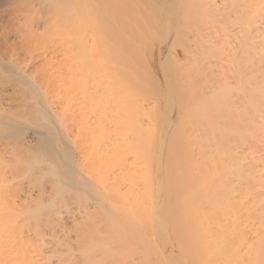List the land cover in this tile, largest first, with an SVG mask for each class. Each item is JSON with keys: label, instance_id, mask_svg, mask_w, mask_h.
<instances>
[{"label": "bare ground", "instance_id": "bare-ground-1", "mask_svg": "<svg viewBox=\"0 0 264 264\" xmlns=\"http://www.w3.org/2000/svg\"><path fill=\"white\" fill-rule=\"evenodd\" d=\"M16 1H14V2H16ZM23 1H25V0H23ZM27 1H28L27 6L29 8L33 7L32 4L29 5V3H31V2H29V0H27ZM37 1L39 2V4L38 3L37 4L39 5L40 9L43 8V7H40V6H42V4L46 8L45 12H42V11H44V8L41 10V12H39L40 9H39V11L38 10L36 11V12H38L37 14L39 15V16L36 15L37 17H39L38 21L41 19L40 15H42L44 18L48 17V19H50L49 17L52 16V18H53V16L55 14H57L56 13L57 10L55 11L52 6H54V8H55V6L57 4L61 3V4L65 5L68 2H70V0H37ZM96 1L100 2L101 0H96ZM113 1L114 0H112V4H113ZM137 1L138 0H134L133 2L135 3L134 6H137V8H138L139 5L143 4V1L140 0V2L142 4H140V3L137 4ZM150 1L151 0H149V2L147 3L145 0V2H146L145 4H149L151 2L153 3L154 0L151 2ZM8 2H9V0H8ZM35 2H36V0H34V3ZM99 2H97V3H99ZM115 2H117V1H115ZM2 3H5V2H2ZM25 3H27V2H25ZM32 3H33V0H32ZM108 3H109V1H108ZM160 3H161L160 6L162 5L161 7L164 8V10H163V11H165L164 13H166V15H165L166 16V19H165L166 25L165 26L167 29L166 30L167 31V37H170V38L172 37L171 38L172 40L170 39V45H171V47H173V46L181 47L182 48L181 50H184L183 54L185 55V57H183L184 59L183 58L180 59L179 57H176L177 55L175 56L176 57L175 58L173 56V54L172 55L170 54V51L172 53V50L169 47L170 45L168 46L169 48L167 50L169 51V54H170L169 55L170 60L168 59V62H167L168 65L164 69L168 90H167V94L164 93L165 94L164 95V101L160 100L163 102L162 105L164 104L165 109H169L171 107L172 108L174 107L177 109L176 112H178L179 116H178V119H176V115H175V119L178 122L175 120V122H177V123L174 124L175 125L174 128L171 127V126H173L171 124L170 127H171V129L172 128L173 129L170 130V127H169V129L168 130L165 129L164 133H163V130L161 128H165L166 126L159 128L160 126L158 125L160 123L158 121H161V120L167 121L165 116L164 117L162 115H161L162 117L158 116L160 113L161 114L163 113V110L162 111L160 110L162 107L161 106H159L160 108H156L157 106L155 108L152 107L155 109L154 112H158L160 110V113L158 112L159 114H157V116L159 118L161 117L162 119H160V120L156 119V120H158L157 125H156V122L154 121L155 119L153 118L156 116H153L154 114L150 112V110L152 109L151 108L152 104L153 105H155V104L160 105V104H158L159 102L158 103L154 102L155 103L154 104L152 101L151 102L152 104H150L151 106H149V104L146 105L145 104L146 101L141 102V103H144L147 107L146 109H144L145 106H141L143 104L139 103V101H138V104H140V105H138L137 102L133 98H131L133 96L132 94L137 93V92H134L133 90L131 92L130 89L128 90L127 86H126L127 82L126 83L124 82L125 84H123V82L122 83L120 82L118 85L119 86L121 85L119 89H121V87H122V90H124L122 93L123 95L121 93H119V94L116 93V91L114 89H112V90H114L115 92L114 91L112 92V90L110 88L111 86H109V88L112 92V97L115 95H120L124 99H127V97L126 98L124 97L125 95H127V93H125V92H128V94L132 93L131 96H129V95H127V96H128V99L130 97V100L131 99L134 100L135 102L134 101L133 102L137 104V106H135V104H134L135 107L133 106V110L135 109L134 111H136L137 107L139 108V106L144 107V108H139L143 111L142 115L144 116L143 113L146 112L145 114H148V116H149V112H150V117L153 118L152 121L154 123L152 121L149 123L148 119L146 121L148 122L149 126H150V124H152L151 126L153 128H155L152 130H154L155 132L154 131L152 132V130L150 129L151 126L148 127V125H146L147 122H146V124H144V126H147L146 128H144V126L143 127L141 126L143 124H141L138 127L139 120L137 118L142 120L144 117L141 115H135V113L133 111V113L135 115V117H133V118H135V120L138 121V122L136 121L138 125L137 124L135 125V127L137 126L136 128L138 129V132H140V134H146L147 132H148V134L149 133L152 134L151 136H150V134L149 135L146 134L147 137L144 135L143 136L144 138L143 137L141 138L137 132H136L137 134H135V133L132 134V137H133V135L135 137H137L138 139L140 137V139L142 140L140 142H142V144L145 143L144 147H147V149L145 148L147 150L146 152H148L150 150L147 153L149 158L145 155L146 158L149 159V162H147V163H149L148 168L146 167V169L144 170V167L146 166V164H141V163H146V160L144 157V154L146 152H144L141 155V158H143L144 160L142 159L143 160L142 161L140 159L142 162L140 160H138L140 158V155H138L136 153H138V150L141 149V148H137L138 144L140 142H138L137 144L132 143L136 138L135 137L132 138L130 135L132 133L133 129L130 127L131 123L129 124L130 126L127 125L128 121L126 122V120H130L129 118L126 120L123 119L127 125V128H128V126L130 127V129L128 128L129 130H127V128H125L128 131V132L126 131L127 132L126 133L127 138H124L126 136H124L125 134L123 132H125V131H124V128H122V127L126 126V125L123 122V120H121L123 122L122 125H121L122 122L116 124V125L119 124V127L122 128L121 131L118 129L119 128L118 126L114 125L115 127H118V128H115V127L113 128V129L120 132V133L117 132L120 139L121 138L123 140L125 139L124 140L125 142L128 140L129 143L126 142L127 144H125L124 141H122V139L121 140L117 139L118 135L115 134L116 135L115 138L117 139L116 143H113V141L111 140L112 138L111 139L108 138V139H110L111 143L114 145V146H112L111 143H110L111 144L110 145V144H108V142H106L105 138L103 140H101V138L103 136H105L106 133H104L105 135L102 134L103 136L101 134L99 135V133H97V135L96 134H94V135L90 134L92 136H95V135L98 136V138H96L97 140H91L92 136H91V138L89 137V139L86 140L85 139L86 136L84 135L85 136L84 140H85V142L87 141L86 146H89V145L91 146L92 144L95 145V143L96 144L98 143L97 148L94 147V145H93L91 151H87V150H90V146L88 147L89 149H87V150L84 149L86 151V153L90 152L89 153L90 155L87 156L88 159L86 158V156L85 157L83 156V155H85V152L82 151V149L84 148L82 145H81V147H83V148L78 149L81 151L82 156L79 154L80 151L77 150L78 151L77 154L80 155L77 157L87 159V161H83L84 159H81V160L83 161L84 165H87V169H86L85 166L82 164L84 166L82 169L83 170L85 169L84 171L86 174H88L87 172H89V177H91L90 175H92L95 172H99V173L102 172L103 169L100 166H103V163H104V170L103 171H106L105 172L106 174L110 170H112L113 166L116 168V169H114V171L110 172V173H113V175L110 177L111 178L114 177V178H112V179L107 178L108 175H111L110 173L106 175L107 177L104 176L105 178L104 177L102 178V180L104 179L102 181V183L106 184L107 186L104 184H99L100 183V181H99L100 177L99 176L102 173L98 174L99 175V176L97 175L98 177L96 175H92L93 177L96 176V178L99 179L98 182H97L96 178H93V180H95L99 185H101V186L103 185L102 187H104L105 189L107 187V189L111 192V193L109 192V194H108V192H107L108 190L106 189L107 191H105V192L108 195L104 196V197H108V199H111V198L114 199L113 200L114 202L112 200H111L112 202L109 200L111 205L115 206L114 203L117 204L118 201L120 200L118 198H121L122 200L125 199L127 197V196H125L126 192H127V190H129L127 194H128V197L130 196V198H128V197L127 198L131 199V201L129 200L130 203L133 201L136 202V203L134 202L135 204L131 203V205H134V206L136 205L135 206L136 209L132 208V211H129L130 206H129L128 202L126 203V199L123 200L124 202L122 200H120L122 202L119 201V204L120 203L121 204L116 205L115 208H117V209L119 208V211L122 210V211H125L128 213L132 212V214L135 213L136 218L141 216V215L137 214L138 210L139 211L141 210L140 212H142V209H143V211L145 208L148 209V210L145 209L148 211L147 213H143V212L140 213L139 212V214H142V215L144 214L143 215L144 218L140 217L141 219L143 218L142 220L141 219L140 220L141 221L144 220V221L141 223V221L139 220L140 223L143 224L142 226L144 227L143 228L144 233H145V234L143 233L144 236L143 235L139 236L140 235L139 232H137V233H139V235L137 236L136 232H133L132 236L136 235V238L138 240L137 241L135 240V242H130V241H132L133 237L135 238V236H133L131 238V233H129L130 236L125 234L126 230H128V229L126 228V225L124 224V223L129 222L130 220H128V221H127V219H126V221L122 220V219L119 220L121 217L119 219H116V217H113L115 219L112 218V220H111V218L108 219L109 214L104 215L105 211H107L104 209L105 207L102 208L103 210H105L103 213H101L102 212L101 209H98V214H100V215H98L97 213H95V212H97V211H95L97 209L94 210L92 207H90L91 205L89 206L86 204L85 206H89V208H92V209H89V208L85 207L84 205H81L82 203H85V202H82V200L84 201V198H85L84 197L85 194L84 195L82 194V193H84V191L81 192L82 195H80L78 192H73L74 193L73 196H75V193H76V195L79 196V197L75 196V197L79 198V200L76 199L79 201V202L76 201V202H78V206H79V203L81 201L82 202V203H80L81 207L84 206L83 209L85 208L84 210L83 209L82 210L86 211V209H87V211L83 212V213L87 214V212L91 211L92 212L91 214H89V213L87 215L84 214L85 216H83V213H82V215L80 213L78 214L77 212H80L79 210L81 209V207H79L80 208L79 210H77V209L74 210L77 213L78 217L73 216L75 214V212L71 209V207L73 205L70 206V204L65 205L64 209H66V207L70 206V208L68 207L66 209V211L69 210V211H67V213H68L71 210L73 212V213L70 212L72 216L69 215L70 213L68 214L69 215L68 216L66 214L65 210H62L59 208L57 210L59 212L55 213V211L53 209L58 204L59 205L57 207H60V203L57 202V200H55L53 202V203H55V205H56V203H58L56 206L54 205L55 207L52 205L53 203L50 204V208L53 206L52 210L54 212L52 210L50 211L49 207L44 208L43 204L46 203V201L44 200L46 197L44 198L42 195L46 194L45 196H47L49 198L50 196H48V195L49 194L52 195L51 193L55 192V195H52V196L54 198H56V197L60 196L61 194H63L62 191H65L66 187L63 186L64 184L63 185L60 184V186L58 187V184H57L58 181L54 182L55 178H53V176H51V178H53V180H51L49 178L50 176L46 177V178L44 177L45 179H50V181H53L55 184H53L52 182H51V184H53V185L48 184V182H49V180H48V182H46L47 187H49L48 185H51L54 188L49 187L52 189V191L50 190L51 193H47L48 189L47 190L45 189L46 190L45 193L44 192L42 193L41 191H44L43 189L46 186L44 187L42 184L38 183L40 181L41 177L43 178V175L41 174V177L39 179V177H38L40 175L39 171H37L39 175H35L32 171V173L35 175V178L38 177L39 181H38V179H35L36 181L31 180L32 179L31 177H30L31 179L28 178V180H30V181H27V179H25L27 176H25L24 181L22 180L23 178L20 179V180H22V181H20L22 184L18 183L19 180H17V183L20 186V187L17 186V187H19L18 188L19 192L18 191L12 192L15 188H17L15 186L17 183L14 182L15 183V185H14L13 180L17 179V177L19 178V176L16 175L19 173L14 172V170L12 171V167L10 164L13 163L14 164L13 166H16V163L18 164L20 161L19 164H21V162L24 160L23 159H22V161L19 160V159H21V156H19L20 154H18V156L15 158L16 155L12 156V155H7V153H6L7 157L12 156V157H14V159L16 161H17V158L18 157L19 158H18V162H14L15 160H13V158H11L13 160V162L10 159L12 162V163H10V160H9L10 167H9V165H3L4 162H6L7 160H5V158L3 157L5 154H3V156H2L3 159H1V155H2L1 154L2 152H1L0 153L1 154L0 160L1 161L5 160V161L3 163L0 161L2 163V166H0V168H1L0 171L3 170V173L1 171L0 175L6 174V175H10L12 177L15 174L17 177L14 175L13 176L14 179H13V177L10 178L8 176V178H7V176L5 177V175H4L3 177L0 178V264H264V0H161ZM70 4H72V3H70ZM90 4H93V5H91L93 7L96 6V5H94L93 2L92 3L90 2L89 6H90ZM109 4H107V6ZM124 4H125V2H124ZM18 5H20V4H18ZM101 5L103 6L104 2H103V4L101 3ZM118 5L120 6V4H118ZM60 6H62V5H60ZM102 6H100V7H101V9H103V12H104L105 8H102ZM149 6L150 5H148V7ZM153 6L155 7L156 5L153 4ZM153 6H152V8H154ZM67 7H68V5H67ZM117 8L119 9L118 6H117ZM132 8H133V6H132ZM149 8L151 9V6ZM35 9L36 8H34V10ZM121 9H122V6H121ZM134 9H135V7L133 8V10ZM145 9L149 10L147 7ZM155 9H153V11L151 9V12H155L154 11ZM69 10L71 12L72 9H69ZM75 10H77V8ZM75 10H72V14L74 16L71 15V13L69 12L73 18L75 17V12H76ZM88 10H87V12L89 14L88 13L87 14L90 15V11H88ZM129 10H130V7H129ZM129 10H127L128 13L131 12V11L129 12ZM147 10H144V7L142 9V11H145V12H147ZM28 11L30 12V9H28ZM32 11H33V9H31V12ZM117 11H119V10H117ZM117 11L113 12V13H117ZM25 12H26V14L28 13L27 10ZM31 12H30V15H28V17L29 16H32V17H30L29 20H27V18H26V21H28V22L31 19H33V15H34V19H35L36 12L33 15L31 14ZM77 12L79 13L80 11L77 10ZM122 12L124 13L123 10H122ZM151 12H150V16H152ZM53 13H54V15H53ZM67 13H68V10H67ZM67 13H65V14H67ZM92 13H94V12H92ZM147 13H149V12H147ZM97 15L99 16L100 14H97ZM144 15H145V13H144ZM61 16L63 17L64 15H61ZM66 16H68V15H66ZM66 16H64V17H66ZM158 16H159V14H158ZM24 17H26L25 14H24ZM78 17H79V15H78ZM99 17L97 19H100ZM104 17L106 18L107 16H103L102 18H104ZM118 17L115 16V18H117L116 21H118ZM44 18H43V20H44ZM107 18H106V20L109 19V18L108 19ZM120 18L121 17H119V20L122 19V18L121 19ZM133 18H134V16H133ZM149 19H151V18H149ZM56 20H60V19L56 18ZM84 20H86V19H84ZM106 20H104V21H106ZM128 20H130V19H128ZM32 21H34V20H31V22ZM67 21H69V20H67ZM122 21L125 22L126 21L125 18ZM130 21H133V19ZM130 21H128V23ZM43 22H45V21L41 22L42 25H43ZM110 22H112V21H109V23ZM41 23H40V25H41ZM48 23L50 24L52 22L48 21ZM64 23H65V20H64ZM109 23H107V24H109ZM113 23H110V25ZM25 24H26V22H25ZM31 24L32 23H30V27L33 26L34 22L32 25ZM107 24H106V26L109 27V25H107ZM119 24H120V22H119ZM121 24H123V26H125V27H123V26H120V27H123L125 29L127 26L131 27L130 26L131 24L126 25L127 22L126 23L121 22ZM35 25H38V24L36 23ZM44 25L47 26L48 24H46V22H45ZM133 25L136 26L134 23H133ZM133 25L131 27L132 29L134 27ZM44 28H45V30H46V28L49 30L48 27H44ZM52 28H53V26H52ZM135 28H138V27H134V30H135ZM1 29H3V27H1L0 30ZM132 29L131 30L129 29V31H132ZM48 30H47V32L49 33L50 30L49 31ZM52 30H55V29H52ZM56 30L58 31V29H56ZM121 30H122V28H121ZM134 30L132 32L133 34H134ZM36 31H38V30H35V32ZM116 31L117 30L115 28V32ZM29 32H30V30H29ZM104 32H105V28H104ZM120 33H121V31H120ZM1 34H3V33L1 32L0 35ZM35 34H33V35H35ZM44 34H43V37H44ZM33 35H32V37H33ZM46 35H47V33H46ZM1 36H0V38H1ZM101 36H103V35H101ZM3 37L4 36H2V38ZM40 37H42V36H39V38ZM47 37L49 39V36H47ZM54 37H57V36L55 35ZM39 38H37V39H39ZM58 38L60 39V37H58ZM112 38H110V39H112ZM117 38H119V39L121 38V40H117L116 42L118 43V41H121V43H120L121 48H122L123 52L126 51L124 54H127V52L129 50L123 49V48H125V47L129 48V47H127L128 46L127 40L129 38L126 40V37H125L123 40L122 36L120 37V35H119V37L117 36ZM34 39H36L35 36H34ZM40 39H39L40 44L37 41L36 42L38 43V45L41 46L42 41H40ZM45 39L47 40L46 37H45ZM61 39H62V37H61ZM104 39H105V37H103V40ZM43 40H44V38H43ZM103 40H100V41L103 42V43L101 42V45L104 44L105 49H102L103 46H101L100 51H103V52H104V50H105V52L107 50L109 51V48H107L108 45H106V43H107L106 39H105V42ZM129 41H131V40H129ZM37 43H36V45H37ZM45 43L46 42L44 41V45H45ZM117 43H116V47H117ZM124 43L127 44L125 47L123 45ZM29 44H31V43H29ZM50 44H51V42H50ZM107 44H109V43H107ZM130 44H131V46L129 45L130 50H131L130 52H134L136 48L132 47L134 45L133 42ZM44 45H43V47H44ZM53 45H55V44H53ZM40 46H37V47H40ZM33 47H35V46H33ZM61 47L59 48L60 50H61ZM98 47H100V46H98ZM116 47H115V49H116V52L118 53L117 50L119 49V47H117L118 49ZM131 47L133 49H131ZM166 47H165V49H166ZM56 48L57 47H54V49L52 48L53 52H54V50H56ZM66 48L64 47V50ZM106 48H107V50H106ZM2 50L0 51V60H1L0 62L3 64L4 62H2V57H1ZM41 50H44V49H41ZM61 51H60V53H61ZM48 52H46V53H48ZM119 53H120V50H119ZM67 54H68V52H67ZM44 57L46 58V56H44ZM50 57H52V56H50ZM57 57L58 56H56V58ZM65 57H66V60H69V59H67V55ZM46 59H48V58H46ZM46 59H45V61H46ZM54 61H53V63H54ZM62 62H63V60H62ZM63 63H65V62H63ZM119 63H120L119 64L120 66H122V67H123V65L125 66L123 61L119 62ZM60 64H58L57 66H60ZM3 65H5V63ZM43 65L45 66L46 64L44 63ZM48 66H50V65L48 64ZM66 66L67 65L65 63L64 69L68 68ZM5 67H7V66H5ZM54 67H51V68H54ZM56 67H55V69H56ZM11 68H10V66H8L7 70H4L6 68H4L3 70L6 71V73H7V71L10 72L9 69H11ZM47 68H46V71L48 73ZM57 68H59V67H57ZM175 68L190 70L195 75V77H197L198 91L197 92L194 91L192 97L188 96L184 92V88L182 86H180V87L177 86L176 81H175V76H176V71H175L176 69ZM13 69H14V67L11 69L12 72H13ZM72 70H73V67H72ZM119 70L121 71L120 73H122L124 71V75H123V73L120 74L121 76L123 75L124 77H125V73L127 74L129 72L126 69L124 70L120 67H119ZM43 71H44V69H43ZM43 71H41V72L43 73ZM51 71H54V70L52 69ZM19 73H22V72H19ZM51 73H53V72H51ZM14 74H17V72H14ZM67 74H68V71H67ZM58 75H60V74L58 73ZM63 75H62V77H63ZM65 75H66V73H65ZM76 75H77V73H76ZM82 75L83 74H81L80 76H82ZM54 76H57V75H53L50 77H54ZM13 77H15V76L13 75ZM41 77H43V76L41 75ZM16 78L17 77H15V79ZM20 78H22L21 80H24L22 76ZM49 78H47V79H49ZM30 79H31V77H30ZM51 79H55V77L51 78ZM188 79H190V78L188 77ZM6 80H9V79H6ZM17 80H18V78H17ZM21 80H18V82H20ZM44 80H45V77H44ZM62 80H64V79H62ZM75 80H77V79L75 78ZM121 80H123V78H121ZM31 81H33V79ZM14 82H15V80H14ZM50 82H52V81L50 80ZM50 82H49V84H50ZM7 83L9 84V82H7ZM25 83L29 84L28 81L26 82V80H25ZM42 84H43V82H42ZM53 84H55V83L53 82ZM58 84H56V85H58ZM65 84H68V83H65ZM108 84L112 85V84H110V82ZM64 85H62L61 88L65 87ZM23 86H25V84H23ZM31 86H33V85L31 84ZM44 86H43V88H44ZM53 86H51V87L53 88ZM123 86H124V88H123ZM16 87H18V86H16ZM27 87H28V85H27ZM51 87H49V88H51ZM70 87H71V85H70ZM161 87H164V86H161ZM29 88H31V90H32L34 88V86L29 87ZM160 88H159V90H160ZM106 89H108V87ZM45 90H46V88H45ZM50 90L48 92H50ZM54 90L52 92H54ZM59 90H60V88H59ZM159 90H157V92L159 93V95H161V96H159V98H161L163 93H160L162 91L159 92ZM236 90H237V93L234 94V91H236ZM61 91H62V89H61ZM68 91L71 92L70 89ZM163 91H164V89H163ZM46 92L47 91H45L44 93H46ZM33 93L34 92L32 91V94ZM64 93H68V92H64ZM106 93H109V92H106ZM38 94H39V92H38ZM69 94H71V93H69ZM99 94L101 95V92ZM47 95H49V94H47ZM135 95L138 96V93ZM135 95L133 97H135L136 100H138V97H139V99L141 98L140 94H139L140 96H138V97ZM34 96H35V94H34ZM50 96H52V95H50ZM120 96H119V98L117 97L118 99L116 97H114V99L112 98L110 100V102L112 101L113 103L111 102V104H114L115 98H116V102H115L116 104H117V101H119V100L121 101ZM38 98H39V96H38ZM55 98H57V97H55ZM159 98H158V100H159ZM63 99L61 101H63ZM69 99H70V97H69ZM124 99H122V100L125 101ZM49 100H51V99H49ZM132 100L130 102H132ZM35 101L36 100L34 98V102ZM41 101H42V99H41ZM130 102L128 104H130ZM148 102L150 103V101H148ZM41 103H43V102H41ZM50 103L48 102V104H50ZM108 103H109V101H108ZM119 103H121V102H119ZM123 104L125 105L124 102L121 105L123 106ZM50 105H48V106L51 107ZM69 105H71V104H69ZM118 105H119V108H118V106L116 108L119 110H116L115 112L117 114H119L118 111L123 112V110H124V113H125L126 112L125 108L122 109V108H120L121 105L120 104H118ZM132 105H130V107ZM49 107H48V109H50ZM60 107H63V106H60ZM70 107L72 108V106H70ZM70 107H69V109H70ZM130 107H128V108H130ZM64 108L65 107H63L62 109H64ZM128 108H126V110ZM148 108H150V109H148ZM51 109H52V107H51ZM51 109H50V111L52 112L53 109L52 110ZM104 109H103V111L105 112ZM121 109H122V111H121ZM131 109H132V107H131ZM139 109L137 111L140 114L141 111H139ZM157 109H158V111H156ZM41 110L42 109L39 108V112H41ZM112 110L114 111V107ZM145 110H148V111H145ZM43 111L41 112L42 116L44 117L43 119H47L49 116L46 115L47 118H45V115H43ZM151 111L153 112V110H151ZM60 112H58V113H60ZM78 112H81V111H78ZM41 113H39V114H41ZM53 113L54 112H52V114ZM112 113H114V112H112ZM67 114H69V113H67ZM72 114H71V116H72ZM100 114H101V116H103L102 113H100ZM120 114H122V113H120ZM128 114H126V115L129 117ZM136 114H138V113H136ZM61 115H62V113H61ZM110 115H112L111 118H113V116L116 114H114V115L110 114ZM122 115L124 116V114H122ZM53 116H54V114H53ZM145 116H147V115H145ZM169 116L170 115H168V117ZM57 117L55 119H57ZM115 117L116 116H114V118ZM118 117H120V115H118L117 118ZM173 117L174 116H172V118ZM58 118H61V116H59ZM124 118H127V117H124ZM145 118H149V117H145ZM172 118H170V119L172 120ZM8 119H10V117H8ZM41 119H42V117H41ZM66 119H67L66 120V122H67L69 118H66ZM71 119H72V117H71ZM119 119H121V118H119ZM107 120H109V119L107 118ZM114 120H115L114 121V124H115V122H117V121H116V119H114ZM135 120H134V122H135ZM141 120H140V123H142V121L145 122V120H142V121ZM150 120L151 119H149V121ZM7 121H9V120H7ZM11 121H12V119H11ZM11 121H9V123ZM44 121H45V123H46V121L49 122L48 119L44 120ZM77 121H80V118H79V120L77 119ZM104 121H106V120H104ZM111 121H113V119H110V122ZM172 121H174V119ZM172 121H170V122H172ZM4 122H6V120ZM98 122L99 121H97L96 123H98ZM37 123H38V121H37ZM41 123H44V122L42 121ZM68 123H70V121ZM68 123H67V125H69ZM102 123H101V126H103ZM86 124H87V121H86ZM162 124H163V122H162ZM165 124H163V125H165ZM47 125H48V123H47ZM62 125L65 126L63 121H62ZM36 126H39V124ZM49 126H51L50 123L47 126L48 130H49V128H48ZM99 126H100V124H99ZM65 127H63V129ZM103 127H101V128L103 129ZM140 127L142 129H140ZM157 127L161 130L159 131V129H156ZM11 128L13 129V127H11ZM14 128H15V126H14ZM52 128H50V129H52ZM85 128H86V126H85ZM104 128L106 129V127H104ZM5 129H3V130H5ZM80 129H82V128L80 127ZM88 129H89V127H88ZM99 129H97V130L99 131ZM105 129H104V131H105ZM15 130H17V128ZM18 130H20V129L18 128ZM45 130H46V128H45ZM91 130H92L91 132H93L92 128H91ZM94 130H95V128H94ZM111 130H112V128H111ZM130 130H131V133L129 132ZM142 130H144V133ZM78 131H79V129H78ZM98 131H96V132H98ZM112 131L111 132L113 134L115 131L114 130H112ZM134 131H135V129H134ZM145 131H147V132L145 133ZM158 131H159V133H158ZM3 132L5 134V131H3ZM81 132L79 131L78 134L81 135L82 134ZM49 133L52 134V132H49ZM100 133H103V130ZM128 133H130V134H128ZM35 135H37V134H35ZM86 135H87V133H86ZM136 135H138L139 137ZM18 136H19L18 133H15V135L12 134L10 137L11 138L12 137L17 138ZM22 136L23 135H21V137L19 139L24 138L25 135L23 137ZM43 136H41L42 139H43ZM52 136H54V135H52ZM99 136H102V137L99 138ZM152 136H154L153 139H151ZM55 137H56V135H55ZM128 137H130V139H128ZM34 138H35V136H34ZM44 138H46V137H44ZM115 138H113V140H115ZM155 138L158 140L156 141ZM38 139H39V137H38ZM42 139H41V141H42L43 145L47 144V143L43 142ZM46 139H49V136ZM78 139L80 140V139H82V137L81 138L79 137ZM1 140H3V139L1 138ZM49 140H51V139H49ZM89 140L92 141L91 144H88ZM144 140L148 144H146V142ZM37 141L38 140L34 141V143L32 142V144H31V142L28 141V143H30L31 148H32L34 144H37L36 143ZM93 141H95V143H93ZM100 141L102 142V144L105 145V147L108 144V146L106 147V150L104 148H102V146H104V145H102V144L100 145V143H101ZM104 141L107 144L103 143ZM121 141L123 142L122 145H121ZM75 142H76V140L74 141V144H75ZM85 142H83V143H85ZM10 143H11V141H10ZM28 143H27V146H29ZM130 143L132 144L131 148L133 149V153H135V155H137V157L135 156L136 158H132V157H134V154L130 153L132 151H129L128 152L129 154L127 153L128 150H132V149H130ZM149 143L150 144L152 143L153 145H150ZM8 144H9V142H8ZM38 144H39V141H38ZM40 144H41V142H40ZM40 144H39V146H40ZM142 144H140V145H142ZM11 145H13V144H11ZM19 145H21V144H19ZM47 145H49V144H47ZM109 145L113 148V150H114V147H116L117 150L122 149L121 151H118L119 153L121 152V154L118 155L119 153L116 151V149H115V151H113ZM115 145H118V146H115ZM125 145H129V149H127V151L125 149H123L125 147H128ZM140 145H139V147H140ZM149 145L151 147L150 149L148 147ZM0 146L4 147L3 144ZM16 146H17V144H16ZM22 146H21V148L25 149V147H22ZM39 146H37V147H39ZM52 146H53V144H52ZM60 146H62V145L60 144L59 147ZM100 146H101L103 151L105 150L104 152L106 155L100 149ZM133 146H136L137 150L134 149ZM2 147H0V148H2ZM11 147H14V146H11ZM45 147H46V145L43 146L42 149L44 150ZM75 147H76V144H75ZM93 147L95 148V150H93L94 149ZM108 147H110V148H108ZM17 148L19 149L20 146L19 147L17 146ZM29 148H30V146H29ZM29 148H26V150ZM33 148H35V145ZM56 148L60 149L59 151L64 153L65 148L63 149V151H61L62 150L61 147L58 148V146H56ZM4 149H6V148L4 147ZM9 149H10V147H9ZM22 149H21V151H25L24 149L23 150ZM40 149H36V150L34 149V150L37 152ZM45 149H47V148H45ZM76 149H77V147H76ZM98 149L102 152H100ZM107 149H109V151L111 149L110 153ZM143 149L144 148H142L141 151L145 150V149L144 150ZM10 150H12V149H10ZM34 150H33V152H34ZM49 150L47 149V151H49ZM2 151H3V149H2ZM5 151H3V152L5 153ZM12 151H14V149ZM31 151L29 150L28 152H31ZM47 151H46V153H47ZM94 151H96V152L98 151V155H99L100 159L97 158L98 159L97 160V159H95L96 157L95 158L93 157L94 155L97 156V153ZM107 151H108V153H106ZM141 151H139V153ZM25 152H24V154H26ZM82 152L84 154H82ZM92 152L95 154H93ZM99 152L101 153V155H104L105 157L106 156L109 157V158H107V157L106 158L109 159L110 162L107 159L101 161L102 165H101V163L95 162V166L98 165V167L96 166V168H95L94 164H92V163L96 160L99 162V160H101V158L103 159V157H104V156L101 157ZM115 152H116V154L118 153L117 156L115 155ZM122 152L123 153L125 152V153L122 154ZM14 153H13V155H14ZM40 153L41 152L39 151V154ZM10 154H12V153H10ZM31 154L32 155L37 154L36 156H38V152L37 153H31ZM31 154L25 156V158L26 157L30 158ZM58 154L60 155L59 152H58ZM108 154L110 156H108ZM111 154H112V156H111ZM127 154L128 155L132 154V157L130 158V156H128ZM66 155H68V154H66ZM66 155L63 154V156H64L63 159H66L69 157V155H68V157ZM91 155H92V157L89 160V157ZM120 156H122L123 158ZM125 156L126 157L128 156L129 159L131 160V162L128 160L129 161V163H128L127 159H125ZM41 157H43V156H41ZM47 157H48V155H47ZM47 157H46V160H49V159H47ZM51 157L52 156H50L49 158L51 161H53L55 156L52 159H51ZM110 157H112V159L114 160V163L115 162L119 163V161H123L122 163L126 164L125 167L127 166V168L125 169V167L124 168L121 167V166H124V164L122 165L121 163H119V164L115 163L116 165L118 164V166L116 167L115 164L113 165V163H112L113 161L110 160L111 159ZM39 158L40 157H38V160H39ZM56 158L57 157H55V159ZM121 158H122V160H119ZM26 159L30 160L28 158H26ZM41 159L43 161H45L44 160L45 158L44 159L41 158ZM63 159H62V161H63ZM34 160H36V159H34ZM66 160L68 161V159H66ZM81 160L79 159V161H80L79 163H82ZM36 161L30 160L29 163L32 164ZM90 161H91V163H90ZM104 161H106L107 163H105ZM133 161L134 162L137 161L136 162L137 164L139 162L138 165L144 166V167L141 168L140 166H137V164L135 165V163H133ZM37 162H39V161H37ZM71 162H72V160H71ZM85 162H86V164H85ZM26 163H28V161ZM53 163H54V161H53ZM57 163H58V161H57ZM79 163L77 164V162H76V164L78 166H80L79 168L81 169L82 165ZM89 163H90V166L92 164L91 167L88 165ZM110 163H111V165H110ZM5 164H7V163H5ZM22 164H23V162H22ZM65 164L70 165L72 163L68 164L66 162ZM107 164L111 167L110 170H109V168H107L108 167ZM120 164H121V166H120ZM133 164H134V166H133ZM150 164L152 165L151 168H150ZM27 165H29V164H27ZM128 165H130L131 167H134L135 169H137L138 167H139L138 168L139 170L143 169L145 175L142 173L143 170L142 171H139L138 169L135 170ZM3 166H4V168H3ZM5 166L9 167L8 171L9 172L11 171L13 174H11V172L9 173ZM18 166H20V165H17V167ZM58 166H57V168H58ZM88 166L91 169L95 168L96 170L92 169L93 172L91 173V170L88 171V169H90V168H88ZM22 167H23V165H22ZM22 167L20 166L18 168L22 169ZM25 167H23V168H25ZM29 167L30 166H28V168ZM34 167H37V166H34ZM41 167L44 168V165L43 166L41 165ZM41 167H39V168H41ZM45 168H47V167H45ZM49 168L50 167H48L47 170L50 171L51 169H49ZM67 168L65 167L64 170L65 169L67 170ZM99 168H101V169H99ZM130 168L132 170H135L136 172L135 171L132 172V170H130ZM4 169H6V170L4 171ZM13 169H17V168L14 167ZM37 169H35V170H37ZM61 169H63V166ZM70 169H72V168H69L68 170H70ZM117 169L119 170V173L117 172L118 171ZM121 169H123V171L125 170V172L124 173L121 172ZM148 169H149V172L147 171ZM24 170L26 171V169H24ZM24 170H21V172L22 173L25 172ZM47 170L45 169L46 172H48ZM58 170H59V168H58ZM107 170H109V171H107ZM115 170H117V171L115 172ZM150 170H151V172H150ZM6 171L8 173H6ZM45 171L42 170L43 174L45 173ZM138 171L141 172L140 174L142 175V180H141V175H139ZM145 171H147L148 173ZM18 172H20V170ZM52 172H55V170ZM60 173L61 172H59V174ZM72 173H73V170H72ZM72 173L69 174V171H68V174H66V179H67V177H68V179H72L73 178L71 175ZM114 173H116V174L121 173L120 174L121 176L122 175H123V177L125 175L129 176L128 179L129 178L130 179L128 180L126 177H124V178L121 177L122 180H121V178L118 179V176L120 177V175L117 174V176L115 177ZM133 173L136 175L135 179L132 178V176L134 177ZM29 174H31V173H28V175ZM52 174H54V173H52ZM34 175H32L33 178H34ZM60 175H62V174H60ZM70 175H71V178H69ZM145 176H148V177H145ZM62 177L65 179V175L61 176V178ZM43 179L41 180L42 183L45 182V181L43 182ZM58 179H59V177H58ZM78 179H79V181H81L79 176H78ZM109 179H111L112 181ZM113 179H114V181H113ZM72 180L74 181V179H72ZM75 180L76 181H74L73 184L76 183V185H79L80 183L77 184L79 181L77 179H75ZM118 180L121 182L119 183ZM123 180H124V182H123ZM135 180L140 181V182H136ZM143 180H145V181H143ZM70 181H69V183L72 184L73 181H71V182ZM126 181L128 184L126 183ZM24 182H25V184H27L28 182L29 183L32 182L30 184H34L33 186L37 189L39 188L38 186L42 185L43 189H38L39 192L36 191L33 186H32L33 187L32 189H29V187L31 185L29 183H28L29 185L28 184L23 185ZM66 182L68 183V181H66ZM109 182H111V183L113 182L112 183L113 185L112 184L110 185ZM149 182H150V185H149ZM35 183H38V186L37 185L35 186ZM82 183H85V182H82ZM130 183H131V185L134 184L135 187L133 185L131 186ZM145 183H146L147 187L144 185ZM120 184H122L123 186L121 185L122 187H120ZM137 184L139 187L137 186ZM12 185H14V186H12ZM22 185L24 187L25 186L26 187L29 186V187L26 188V190H22L24 188L23 187L21 189L22 190L21 191L20 188L22 187ZM124 185H125V187L128 186V188H129V186H130L131 188L126 189L127 188L126 187L124 189ZM42 186H40V187H42ZM61 186H63L61 188L62 190L60 189ZM71 186H74V185H71ZM84 186H85L86 191H87L86 186H88V185H81V187H84ZM91 186H93V188H95L94 185L91 184ZM75 187H77V186H75ZM140 187H142V188L140 189ZM12 188H13V190H12ZM120 188L124 189V190L122 189V191H124L122 193V195L124 194L123 197L121 194L119 195V193L116 194V192H119V191L121 192ZM33 189L39 193V195H36V196H39L38 199H41V197H43V199H42L43 203H41V200H40V202H38L39 200L37 201V197H33V195L37 194L36 192H35V194H33V192H34V191H32ZM95 189H97V188H95ZM142 189H144V190H142ZM15 190H17V189H15ZM54 190H56V191H54ZM88 191L91 192L90 188ZM56 192L57 193L59 192L60 194L58 193L59 194L58 195ZM138 192L140 194L142 192L141 196L144 197L147 200V202H149V204L148 203L146 204L145 199L141 198V196H139L140 194ZM40 193H42V195ZM91 193H93V192H91ZM94 193H93V195H94ZM112 193H113V195L115 194L114 196H116V197L112 196ZM133 193L137 196H135ZM146 193L149 195V197H150L149 199H148V195H146ZM68 194L69 193H67L66 196L70 195V194L69 195ZM40 195H41V197H40ZM97 195L99 196L100 193ZM97 195H95V196L97 197ZM117 195H118V197H117ZM80 196H82V197H80ZM53 197H50V199ZM69 197H71V196H69ZM69 197H67V199H66L64 196V199H66V200H62V201H67V203L62 202L61 199H59L58 201L62 202L61 204H64V203L68 204V201H69L68 198ZM101 197H103V195ZM133 197L135 199H133ZM136 197H138V198H136ZM35 198H36V200H35ZM61 198H63V197H61ZM86 199H87V197H86ZM138 199H141V200H138ZM136 200L139 202H137ZM32 201L35 203V207H34V204L32 203ZM36 201L38 202V205H37ZM71 201H72V199H71ZM91 201L92 200L89 201L90 204L94 202V201L93 202H91ZM140 201H141V203H140ZM39 203H41L42 205ZM69 203H74V201L73 202L69 201ZM125 203L127 204V206ZM74 204H76V203H74ZM122 204H124V206ZM95 205L98 206L96 203L94 204V206ZM118 206H120V207H118ZM128 206H129V209H128ZM137 206H138V208H137ZM144 206H146V207H144ZM147 206H149V208ZM75 207H77V206H75ZM121 207H123V208H121ZM99 208H101V207L99 206ZM55 209H57V208H55ZM133 209H134V211H133ZM60 210L63 213V215H62V213H60ZM92 210H94L95 212H93ZM51 212L54 214H51ZM64 212H65V214H64ZM94 213L97 214L98 216L104 215V217H105L104 219H108L107 220L108 222H104L105 220L103 219V217L102 218L96 217L97 215L95 216ZM132 214L131 215L128 214V215L133 217ZM64 215H66V216H64ZM88 215H93V217L90 216V221L88 220L89 219ZM106 215H107V217H106ZM94 216H95V218H98V219H96V221H95ZM85 217H87L86 219L88 221L85 219ZM91 218H92V220L96 226L92 225L91 227H88L91 224L86 225V223H84V222L87 221V223H90V222L93 223ZM129 218L130 217H128V219ZM101 219H103V220L101 221ZM109 221H111L110 222L111 225H109ZM112 221H113V223H115V222L116 223L120 222V223L113 224ZM145 221H146V223H145ZM70 222L72 223V225ZM132 222H133V220H132ZM132 222H130V223L134 226V224ZM68 223H70V224H68ZM106 223H108V226ZM121 223L124 224V226H119V225H122ZM100 224H102L103 227ZM112 225H114V226H112ZM116 225H118V226H116ZM144 225H146V226H144ZM129 226L127 225L128 228H129ZM136 227H138V226H136ZM123 228H125L126 230H124ZM129 230H130V228H129ZM131 230H133V229L131 228ZM134 230H135V226H134ZM126 233H128V231ZM142 236L144 237V239H142ZM126 237H127V240H129L130 238H131V240L127 241ZM169 246H171L173 249H176L177 250V251L175 250L176 253H173V251H174L173 249L171 251H168L167 248H169Z\"/></svg>", "mask_w": 264, "mask_h": 264}, {"label": "rangeland", "instance_id": "rangeland-1", "mask_svg": "<svg viewBox=\"0 0 264 264\" xmlns=\"http://www.w3.org/2000/svg\"><path fill=\"white\" fill-rule=\"evenodd\" d=\"M12 1V2H11ZM14 1H16V0H14ZM13 0H9V2H8V0H0V28L1 27H3V29H1L0 30V33L2 32L3 34H1L2 36H4L3 38H2V36H1V38H0V47L3 49H1L2 50V55H1V57H2V62H4L5 63V65H3L1 62H0V130L2 131H0V145H2L3 144V146L7 149H4V147H2V146H0V147H2V148H0V153L2 154H0L1 155V159H3L2 158V156H3V154H5L6 155V153H7V155H12V156H15V158L18 156V154H20L19 156H21V159H19V160H21L22 161V159L24 160V161H22L23 162V164H22V162H21V164H19L20 163V161H19V163L17 164L16 163V166H13L14 164L12 163L13 162V160H15L14 159V157H10V156H8L7 157V155L5 156H3L4 158H5V160H7L6 162H4L5 160H3V161H1L2 163L4 162V164L3 165H9V160L11 159V158H13V160H12V162H11V160H10V163H12V164H10L11 165V167H12V171L14 170V172H17V173H19V174H16V175H18L19 176V178L17 177V179H15V180H13V184L15 185V183L14 182H16L17 183V180H19V182L18 183H20V184H22L20 181H24V178H25V176H27L25 179H27V181H30V180H28V178L29 179H31V180H34V181H36L35 179H38V177H39V179H40V177H41V174L43 175V178L45 177H49L51 180H53V178H55L54 179V182H56V181H58L57 182V184H58V187L60 186V184L61 185H63L64 187H66L65 188V191H62V193L63 194H61L60 196H58V197H56V198H54L52 195H55V192H53V193H51L50 192V190L52 191V189L51 188H49V187H52V188H54L53 186H51V185H53V184H55L53 181H50V179H43L42 177H41V179H40V181H39V179H38V183L39 184H42L45 188L43 189V186L42 185H40V186H42V187H40V186H38V183H35V186L37 185L39 188L38 189H43L44 191H41L42 193L44 192L45 193V191L47 190V193H51L52 195H48V196H50V197H53V198H51L50 199V197L48 198L47 196H45L46 194H44V195H42V193H40L45 199V201H46V203H44L43 204V207L44 208H46V207H49V209H50V211L53 209V206L55 205V203H53L55 200H57V202H59L60 203V207H57L59 204L58 203H56V207L55 208H57V209H53L54 211H55V213H57V212H59V211H57L58 210V208L59 209H62V210H65L66 211V209L69 207L70 208V206H72L71 207V209L74 211V210H79L80 208L79 207H81V205H91L90 207H92L94 210L95 209H97V210H95V211H97V212H95L94 210H92L93 212H95V213H97L98 214V209H101V213H103L105 210H107V211H105V213H104V215L105 214H109L108 215V219H110L111 218V220H112V218L113 217H116V219H119L120 217V219L119 220H125L126 221V219H127V221L128 220H130L129 222H127V223H124L125 225H126V228L128 229V230H126L125 228H123L124 230H126V232L128 231V233H126L125 231V234H127L128 236H130V234L129 233H131V238L133 237V236H135V238L133 237V239H132V241H130L131 240V238L129 239V240H127V237H126V240L127 241H130V242H135V240L137 241L138 239L136 238V235L138 236L139 235V233H140V235L139 236H141V235H143V233H144V230H143V224H141L143 221H141L144 217H143V215L142 214H139V212L141 211H139L138 210V215H141V216H139L138 218H136L135 217V213H133L132 214V212H125V211H122V210H120L119 211V208L117 209V208H115L116 207V205H118L119 204V201L120 200H122L121 198H118V199H120L119 201H118V203L117 204H115L114 203V205L115 206H113V205H111V203L109 202V200L111 201H113L114 199H108V197H104V196H106V195H108L109 194V190L107 189V185L106 184H104V183H102V181L104 180H102V178L104 177V176H106L107 174H109L111 171H114V169H116L113 165L115 164V163H118V162H115L114 163V160L112 159V157H110L111 159L110 160H112L113 162V167H112V170H110V166L108 165V167L107 168H109V170H107V171H109L107 174L105 173L106 171H103L104 170V163H103V166H100V167H102V172H100V173H102V174H100L99 172H95V173H93L92 175H98V174H100V180L99 179H97L96 178V176H92V175H90L91 177H89V172H87L88 174H86L85 173V169L83 170L82 168L85 166V168L87 169V165H84V163H83V161H87V156H89L90 154V152L89 153H86V151L85 150H87V149H89L88 147L90 146H86L87 145V141L85 142V140H84V138H85V136H86V140H88L89 139V137L91 138V136L92 135H90V134H96L97 135V133H99V135L101 134H104V133H106V135L105 136H99V138H101V140H103L104 138H105V140H106V142H108V144H110L111 143V141H110V139L113 141V143H116V140L117 139H120V137H119V135H118V133L117 132H119V131H117V130H115V129H113L115 126H118L119 127V124L118 125H116L117 123H120V122H122L121 120H126V119H130V120H126V122H127V125H129L130 123V127L133 129H131L132 130V133H131V130L129 131L130 133H128V134H130L131 135V137H132V134H139V136L142 138L144 135L146 136V134L147 135H149L150 134V136L152 135L151 133H149L148 134V130L147 131H145V133L146 134H140V132H138V129L135 127V125L137 124V120H135V118H133V117H135V115H141V116H143L142 115V110L141 109H139V108H144V107H141V106H145V108L144 109H146L147 107H146V105L147 104H149V106H151L150 104H152L151 102L153 101V103L155 102V103H158V104H160V105H157V104H155V105H153L152 104V106H151V108L152 107H156V108H160L159 106H161L162 108L160 109L161 111L163 110V113L161 114L160 113V110L158 111V109L156 110V111H158V112H154V108H152L151 110H153V112L150 110V112L151 113H153L152 115L153 116H156V117H153L152 115V117L155 119L154 121L156 122V125H157V123L158 122H160L158 125L160 126L159 128H161V127H164V126H166L165 128H161L162 130H163V133H164V130L166 129V130H168L169 129V127L171 126V124L173 125V126H171V127H173L174 128V124L175 123H177L178 121L176 120V119H178V112H176V108H169V109H165V106H164V104L162 105V101H160V100H163L164 101V95L165 94H167V90H168V88H167V81H166V77H165V71H164V69H165V67L168 65L167 64V62H168V59L170 60V54L172 55L173 54V56L175 57L176 55V57H179L180 59H182L183 57H185V55L183 54L184 53V50H181L182 48L181 47H177V46H173V47H171V45H170V39L172 38H170V37H167V29H166V21H165V19H166V13H164L165 11H163L164 10V8L163 7H161L160 6V1L161 0H151V1H153V3L151 2V3H149V4H145L146 2L148 3L149 2V0L147 1L146 0V2H145V0H142L143 1V4L140 2V0H138L137 1V4H142V5H139L138 6V8H137V6H134V0L132 1V0H114L113 1V4H112V0H101L100 2L99 1H96V0H70V2H68L67 4H57L56 6H55V8H54V6H52L53 7V9L56 11V13L58 14H55L54 15V13H53V15L55 16H53V18H52V16L51 17H49L50 19H48V17L46 18H44L42 15H40V22L38 21V19H39V17H37L36 15H38L37 13L38 12H36L37 10L39 11V2L36 0V2L34 3V0H33V3H32V0L30 1L29 0V2H31V3H29V5H31L32 4V6L33 7H31V8H29L28 6H27V4H28V1L27 0H25V1H23V0H17L16 2H14ZM23 1V2H22ZM73 1V2H72ZM92 3H94V5H96L95 7H93V6H91V5H93V4H90V6H89V3L90 2ZM108 1H109V3H108ZM111 1V2H110ZM115 1H117V2H115ZM128 1V2H127ZM2 2H5V3H2ZM25 2H27V3H25ZM76 2V3H75ZM82 2V3H81ZM97 2H99V3H97ZM103 2H104V5L102 6L101 5V3L103 4ZM120 2V3H119ZM124 2H125V4H124ZM127 2V3H126ZM131 4H130V3ZM133 2V3H132ZM20 4V5H18V4ZM38 3V4H37ZM70 3H72V4H70ZM116 3V4H115ZM120 4V6L118 5V4ZM130 5H129V4ZM25 4V5H24ZM37 4V5H36ZM42 4V3H41ZM75 4V5H74ZM79 4V5H78ZM106 4V5H105ZM107 4H109L108 6H107ZM133 4V5H132ZM136 4V5H137ZM153 4L154 5H156L155 7L153 6ZM22 5V6H21ZM36 5V6H35ZM60 5H62V6H60ZM67 5H68V7H67ZM124 5V6H123ZM127 5V6H126ZM133 6V8L135 7V9L133 10V8H132V6ZM148 5H150L151 6V9H152V11H153V9H155L154 11L155 12H151V9L148 7ZM100 6H102V8H105V10H104V12H103V9H101V7ZM111 6V7H110ZM116 6V7H115ZM117 6L119 7V9L117 8ZM121 6H122V9H121ZM144 7V10H147V9H145L146 7L150 10H147V12H149V13H147V12H145V11H142V9H143V7ZM152 6L154 7V8H152ZM26 7V8H25ZM40 7H43L44 8V11H42V12H45V10H46V8L44 7V5L42 4V6H40ZM62 9H60V8ZM129 7H130V10H129ZM159 7V8H158ZM34 8H36L35 10H34ZM42 8V9H43ZM57 8V9H56ZM66 8V9H65ZM77 8V10L78 11H80L79 13L77 12V10H75ZM98 8V9H97ZM110 8V9H109ZM112 8V9H111ZM114 8V9H113ZM127 8V9H126ZM132 8V9H131ZM140 8V9H139ZM28 9H30V12H31V9H33V11L31 12V14L33 15V14H35V12H36V14H35V19H34V15H33V19H31V20H34V21H32L31 22V20L28 22V21H26V18H27V20H29L30 19V17H32V16H29L28 17V15H30V12L28 11ZM42 9H40V11L39 12H41V10ZM59 9V10H58ZM69 9H72V10H75L76 12H75V17L73 18L71 15H73L72 14V10H71V12H70V10ZM82 9V10H81ZM89 9V10H88ZM27 10V12L29 13H27L26 14V11ZM67 10H68V13H67ZM87 10L88 11H90V15H88L89 13L87 12ZM112 10V11H111ZM117 10H119V11H117ZM121 10V11H120ZM122 10L124 11V13L122 12ZM127 10H129V12L131 13H128V11ZM65 11V12H64ZM108 11V12H107ZM117 11V13H113V12H116ZM126 11V12H125ZM71 13V15H70V13ZM92 12H94V13H92ZM143 12V13H142ZM150 12L152 13V16H150ZM65 13H67V14H65ZM88 13V14H87ZM120 13V14H119ZM123 13V14H122ZM144 13H145V15H144ZM24 14H25V16L26 17H24ZM94 14V15H93ZM97 14H100L99 16L97 15ZM116 14V15H115ZM126 14V15H125ZM130 14V15H129ZM147 14V15H146ZM155 14V15H154ZM158 14H159V16H158ZM61 15H64V16H66V15H68V16H66V17H62ZM78 15H79V17H78ZM86 15V16H85ZM120 15V16H119ZM134 16V18H133V16ZM136 15V16H135ZM39 16V15H38ZM59 16V17H58ZM74 16V15H73ZM85 16V17H84ZM103 16H107L106 18L109 20V21H112V22H110V23H113V24H111L110 25V23H109V21L108 20H106V18L104 19V18H102ZM115 16L116 17H121L120 19L121 20H119V17H118V21H116L117 20V18H115ZM131 18H130V17ZM61 17V18H60ZM81 17V18H80ZM100 18V19H97V18ZM158 17V18H157ZM24 18V19H23ZM43 18H44V20H43ZM55 18V19H54ZM56 18L58 19H60V20H56ZM125 18V22L124 21H122L123 19ZM149 18H151V19H149ZM154 18V19H153ZM37 19V20H36ZM47 19V20H46ZM52 19V20H51ZM72 19V20H71ZM80 19V20H79ZM84 19H86V20H84ZM102 19V20H101ZM128 19H130V20H132L133 19V21H130V20H128ZM64 20H65V23H64ZM67 20H69V21H67ZM104 20H106V21H104ZM130 21L129 23H128V21ZM37 21V22H36ZM42 21H45L46 22V24H48L47 26L46 25H44L45 24V22H43V25H42ZM48 21H51L52 23H48ZM108 21V22H107ZM135 21V22H134ZM25 22H26V24H25ZM33 22H34V24H33ZM38 24V25H35L36 23ZM109 23V24H107V23ZM119 22H120V24H121V22L122 23H126L127 22V24L126 25H130L131 27H132V25H133V23L136 25V26H134V27H138V28H135V30H134V27H133V29L131 28V27H126V29L125 28H123V27H125V26H123V24H119ZM30 23H32L33 24V26H31L30 27ZM40 23H41V25H40ZM162 23V24H161ZM29 24V25H28ZM31 24V25H32ZM52 24V25H51ZM54 24V25H53ZM56 24V25H55ZM58 24V25H57ZM105 24V25H104ZM106 24L107 25H109V27L108 26H106ZM125 25V24H124ZM29 26V27H28ZM39 26V27H38ZM52 26H53V28H52ZM116 26V27H115ZM120 26H123V27H120ZM44 27H48L49 28V30L46 28V30H45V28ZM105 28V32H104V28ZM108 27V28H107ZM26 30H25V29ZM39 28V29H38ZM41 28V29H40ZM115 28H116V32H115ZM121 28H122V30H121ZM131 30L132 29V31H129V29ZM28 29V30H27ZM44 29V30H43ZM52 29H55V30H52ZM56 29H58V31L56 30ZM120 29V30H119ZM29 30H30V32H29ZM35 30H38V31H36L35 32ZM47 30L49 31V33L47 32ZM133 30H134V34L132 33L133 32ZM4 31V32H3ZM34 33H33V32ZM40 31V32H39ZM56 31V32H55ZM120 31H121V33H120ZM124 31V32H123ZM137 31V32H136ZM105 34H104V33ZM115 32V33H114ZM126 32V33H125ZM29 33V34H28ZM36 33V34H35ZM38 33V34H37ZM44 34V37H43V34ZM46 33H47V35H46ZM54 33V34H53ZM57 33V34H56ZM61 33V34H60ZM117 33V34H116ZM120 33V34H119ZM123 33V34H122ZM130 35H128V34ZM138 33V34H137ZM33 34H35V35H33ZM116 34V35H115ZM122 34V35H121ZM132 34V35H131ZM140 34V35H139ZM31 35V36H30ZM32 35H33V37H32ZM46 35V36H45ZM52 35V36H51ZM57 36V37H54V36ZM101 35H103V36H101ZM119 35H120V37L122 36V38H123V40H124V38L126 37V40L128 41V46L127 47H129V48H126L125 46L127 45V44H123L124 45V47L125 48H123V49H127V50H129L128 52H127V54H124L126 51H124L123 52V50H122V48H121V41H118V43L116 42L117 40H121V38L119 39V38H117V36L119 37ZM139 37H138V36ZM34 36L36 37V39H34ZM39 36H42V37H40L39 38ZM47 36H49V39H48V37ZM115 36V37H114ZM124 36V37H123ZM132 36V37H131ZM45 37L47 38V40L45 39ZM58 37H60V39L58 38ZM61 37H62V39H61ZM103 37H105V39H106V41H107V43H109V44H107L106 43V45H108L107 46V48H109V51L107 50V48H106V52H105V50H104V52L103 51H100V48H101V46H103L102 47V49H105V47H104V44H102L101 45V42L102 41H100V40H103ZM113 37V38H112ZM32 38V39H31ZM37 38H39L40 39V41H42V43H41V46L40 45H38V43L40 44V42H39V39H37ZM43 38H44V40H43ZM110 38H112V39H109ZM116 38V39H115ZM139 38V39H138ZM31 39V40H30ZM59 39V40H58ZM105 39L103 40L104 42H105ZM169 39V40H168ZM52 40V41H51ZM109 40V41H108ZM129 40H131L132 42H133V44L136 46H132V47H134V48H136L135 49V51L134 52H130L131 50H130V46H131V44L130 43H132L131 41H129ZM134 40V41H133ZM172 40V39H171ZM34 43H33V42ZM38 43H37V42ZM44 41L46 42L45 43V45H44ZM56 41V42H55ZM37 43V45H36V43ZM50 42H51V44H50ZM63 42V43H62ZM125 42V41H124ZM168 42V43H167ZM29 43H31V44H29ZM100 43V44H99ZM103 43V42H102ZM116 43H117V47H119V49L116 47ZM123 43V42H122ZM163 43V44H162ZM53 44H55V45H53ZM61 44V45H60ZM3 45V46H2ZM29 45V46H28ZM35 46V47H33V46ZM43 45H44V47H43ZM52 45V46H51ZM58 45V46H57ZM63 45V46H62ZM105 45V46H106ZM130 45V46H129ZM170 45V46H169ZM32 46V47H31ZM37 46H40V47H37ZM62 46V47H61ZM98 46H100V47H98ZM111 46V47H110ZM118 49L117 51H118V53L116 52V49H115V47ZM167 46V47H166ZM170 47V49L172 50V53H171V51H170V54H169V51L167 50L169 47ZM30 47V48H29ZM38 49H37V48ZM42 47V48H41ZM54 47H57L56 48V50H54V52H53V50H52V48L54 49ZM61 47V50L59 49ZM64 47L67 49H65L64 50ZM99 49H98V48ZM131 47V49H133ZM165 47H166V49H165ZM44 49V50H41V49ZM47 48V49H46ZM51 48V49H50ZM63 48V49H62ZM97 48V49H96ZM111 48V49H110ZM49 49V50H48ZM59 49V50H58ZM93 49V50H92ZM0 50V51H1ZM119 50H120V53H119ZM4 51V52H3ZM49 51V52H48ZM60 51H61V53H60ZM193 51V50H192ZM46 52H48V53H46ZM67 52H68V54H67ZM103 52V53H102ZM130 52V53H129ZM59 53V54H58ZM105 53V54H104ZM44 54V55H43ZM51 54V55H50ZM53 54V55H52ZM58 54V55H57ZM61 54V55H60ZM65 54V55H64ZM123 54V55H122ZM58 56L57 58H56V56ZM65 57L66 55H67V59H69V60H66V57L64 58L63 56ZM44 56H46V58H48V59H46ZM50 56H52V57H50ZM127 59H125V58ZM175 57V58H176ZM46 59V61H45V59ZM120 58V59H119ZM52 59V60H51ZM122 59V60H121ZM184 59V58H183ZM50 62H49V61ZM55 60V61H54ZM62 60H63V62H65L66 63V67H68V68H66V69H64L65 67V63H63L62 62ZM66 60V61H65ZM122 62L123 61V63L125 64V66L123 65V67L122 66H120L119 64V62ZM1 61V60H0ZM7 61V62H6ZM53 61H54V63H53ZM61 61V62H60ZM46 64L45 66L43 65L44 63ZM58 62V63H57ZM51 63V64H50ZM61 63V64H60ZM122 63V64H123ZM127 63V64H126ZM2 64V65H1ZM20 64V65H19ZM48 64L50 65V66H48ZM54 64V65H53ZM58 64H60V66H57ZM69 64V65H68ZM121 64V65H122ZM17 65V66H16ZM22 65V66H21ZM44 67H43V66ZM57 67H59V68H57ZM73 65V66H72ZM119 65V66H118ZM2 66V67H1ZM5 66H7V67H5ZM8 66H10V68L12 67H14V69L16 70H14L13 69V72H12V68L11 69H9L10 70V72L9 71H7V73H6V71H4V70H7L8 69ZM25 66V67H24ZM56 67V69H55V67ZM20 67V68H19ZM47 68V70H48V73H47V71H46V68ZM51 67H54V68H51ZM72 67H73V70H72ZM119 67L120 68H122V69H126L127 71H129L127 74L125 73V77L123 76L124 75V71L122 72L123 73V75L121 76L120 74H122V73H120L121 71L119 70ZM4 68H6V69H4ZM41 68V69H40ZM44 69V71H43V69ZM4 69V70H3ZM53 69L54 71H51V70ZM68 69V70H67ZM176 70V76H175V81H176V84H177V86L178 87H180V86H182L183 88H184V92L188 95V96H191L192 97V95H193V92L194 91H198V82H197V77H195V75L192 73V71H190V70H186V69H179V68H175ZM20 70V71H19ZM25 72H24V71ZM4 71V72H3ZM41 71H43V73L45 74H43ZM61 71V72H60ZM67 71H68V74H67ZM12 72V73H11ZM14 72H17V74H14ZM19 72H22V73H19ZM51 72H53V73H51ZM64 72V73H63ZM126 72V71H125ZM20 75H19V74ZM47 73V74H46ZM58 73L60 74V75H58ZM65 73H66V75H65ZM76 73H77V75H76ZM4 74V75H3ZM64 74V75H63ZM73 74V75H72ZM81 74H83L82 76H80ZM13 75L15 76V77H17L18 78V80H21L22 78H20L21 76L23 77V79L24 80H21L20 82H18V80H17V78L15 79V77H13ZM17 75V76H16ZM41 75L43 76V77H41ZM53 75H57V76H54L55 77V79H51V78H54V77H50V76H53ZM62 75H63V77H62ZM4 76V77H3ZM9 76V77H8ZM73 76V77H72ZM2 77V78H1ZM30 77H31V79H30ZM44 77H45V80H44ZM50 77V78H49ZM62 77V78H61ZM72 77V78H71ZM188 77L190 78V79H188ZM47 78H49V79H47ZM61 81H59L58 79ZM67 78V79H66ZM75 78L77 79V80H75ZM121 78H123V80H121ZM6 79H9V80H6ZM33 79V81L35 82H33V81H31ZM62 79H64V80H62ZM14 80H15V82H14ZM17 80V81H16ZM25 80H26V82L28 81V83L29 84H26L25 83ZM44 80V81H43ZM49 80V81H48ZM50 80L52 81V82H50ZM55 80V81H54ZM73 80V81H72ZM59 81V82H58ZM72 81V82H71ZM7 82H9V84L7 83ZM22 82V83H21ZM42 82H43V84H42ZM49 82H50V84H49ZM53 82L55 83V84H53ZM59 84H58V83ZM63 82V83H62ZM71 82V83H70ZM110 82V84H112V85H109L108 83ZM112 82V83H111ZM122 83L123 82V84H125L126 82H127V89L129 90H131V92H132V90L134 91V92H137L138 93V96H140L141 95V98L139 99V97L137 96V95H135V94H137V93H131L133 96L135 95V96H137L138 97V100H136L135 99V97H131V98H133L136 102H137V104H138V101H139V103H141V102H144V101H146V105L144 104V103H141V104H143V105H141V106H139V108L137 107V110L139 109V111H141V113L139 114V112L137 111H134L133 110V106H134V104H135V106H137V104L136 103H134L135 101L134 100H132V102H130L131 100H130V97H129V99H128V96L127 95H129V96H131V94H128V92H125V93H127V95H125L124 97L126 98L127 97V99H124L123 97H121L120 95H115V96H113L112 97V92L115 90L116 91V93H123V91L124 90H122V87H121V89H119L120 88V86L118 85L119 83ZM125 82V83H124ZM20 83V84H19ZM65 83H68V84H65ZM70 83V84H69ZM23 84H25V86H23ZM31 84L34 86V88L31 90V88H29V87H33V86H31ZM46 84V85H45ZM56 84H58V85H56ZM65 84V85H64ZM27 85H28V87H27ZM30 85V86H29ZM45 85V86H44ZM49 85V86H48ZM54 85V86H53ZM62 85H64L68 90L70 89L71 90V92H69L65 87H63V88H61L62 87ZM70 85H71V87H70ZM16 86H18V87H16ZM20 86V87H19ZM43 86H44V88H43ZM48 86V87H47ZM51 86H53V88L51 87ZM109 86H111L110 88H111V90L112 89H114V90H112V92H111V90H110V88H109ZM161 86H164V87H161ZM23 87V88H22ZM25 87V88H24ZM27 87V88H26ZM49 87H51V88H49ZM56 87V88H55ZM70 87V88H69ZM108 87V89H106ZM158 87V88H157ZM161 87V88H160ZM8 88V89H7ZM19 88V89H18ZM45 88H46V90H45ZM59 88H60V90H59ZM123 88H124V86H123ZM159 88H160V90H159ZM48 89V90H47ZM51 89V90H50ZM57 91H55V90ZM61 89H62V91H61ZM64 89V90H63ZM162 89V90H161ZM163 89H164V91H163ZM44 90V91H43ZM50 90V92H48ZM54 90V92H52ZM59 90V91H58ZM100 90V91H99ZM119 90V91H118ZM121 90V91H120ZM157 90H159V92L160 91H162V92H160V93H163V95H162V99L161 98H159V96H161V95H159V93L157 92ZM32 91L34 92L33 94H32ZM45 91H47L46 93H44ZM61 91V92H60ZM68 92V93H64V92ZM99 91V92H98ZM114 91V92H115ZM118 91V92H117ZM126 91V90H125ZM31 92V93H30ZM38 92H39V94H38ZM52 92V93H51ZM98 92V93H97ZM101 92V95L99 94ZM106 92H109V93H106ZM111 92V93H110ZM43 93V94H42ZM58 93V94H57ZM69 93H71V94H69ZM115 93V94H116ZM165 93V94H164ZM177 93V92H176ZM233 93V92H232ZM235 93H237V90L236 91H234V94ZM34 94H35V96H34ZM46 94V95H45ZM47 94H49V95H47ZM56 94V95H55ZM65 94V95H64ZM70 96H69V95ZM101 96H99V95ZM140 94V95H139ZM50 95H52V96H50ZM59 95V96H58ZM61 95V96H60ZM70 97V99H69V97ZM123 95V94H122ZM38 96H39V98H38ZM57 97V98H55V97ZM97 96V97H96ZM119 96L121 97V101L119 100V101H117V104L115 103L116 102V98L118 97L119 98ZM53 97V98H52ZM60 97V98H59ZM96 99H95V98ZM114 97H116L115 98V101H114V104H111V102H110V100L113 98L114 99ZM190 97V98H191ZM34 98H35V100L37 101H35L34 102ZM65 100H64V99ZM68 98V99H67ZM94 98V99H93ZM106 98V99H105ZM117 98V99H118ZM158 98H159V100H158ZM41 99H42V101H41ZM49 99H51V100H49ZM63 99V101L66 103H64L63 101H61ZM122 99H124L125 101H123ZM48 100V101H47ZM55 100V101H54ZM58 100V101H57ZM69 100V101H68ZM94 100V101H93ZM109 101V103L112 105H110L109 103H108V101ZM158 100V101H157ZM43 102V103H41V102ZM125 103V105L123 104V106L121 105L123 102ZM134 101V102H133ZM148 101H150V103L148 102ZM48 102L51 104H48ZM119 102H121V103H119ZM130 102V104H128ZM161 102V103H160ZM47 103V104H46ZM55 103V104H54ZM73 103V104H72ZM106 103V104H105ZM110 105H108V104ZM113 103V102H112ZM190 103V102H189ZM192 103V102H191ZM38 104V105H37ZM54 104V105H53ZM69 104H71V105H69ZM118 104H120L121 106H120V108H122V109H124L125 108V111L127 112H125L124 113V110H123V112H120V111H118V113L119 114H117L115 111L116 110H119V109H117L116 107L118 106V108H119V105ZM133 104V105H132ZM40 105V106H39ZM44 105V106H43ZM48 105H50L51 107H52V109H51V107H49ZM65 105V106H64ZM114 105V106H113ZM130 105H132L131 107H132V109H131V107H130ZM138 105H140V104H138ZM37 106V107H36ZM60 106H63V107H65L64 109H62L63 107H60ZM70 106H72V108L70 107ZM127 106V107H126ZM134 106V107H135ZM40 109H42L41 110V112L43 111V115H45V118H47L46 117V115L47 116H49L47 119L49 120V122L48 121H46V123H45V121L44 120H47V119H43L44 117L42 116V113L41 112H39V108ZM48 107L52 110V112H54L53 114H54V116H53V114H52V112L50 111V109H48ZM68 107V108H67ZM69 107H70V109H69ZM113 107H114V111L112 110L113 109ZM128 107H130V108H128ZM105 108V109H104ZM126 108H128L127 110H126ZM55 109V110H54ZM67 109V110H66ZM103 109L105 110V112L103 111ZM107 109V110H106ZM122 109H121V111H122ZM148 109H150V108H148ZM173 109V110H172ZM59 110V111H58ZM69 110V111H68ZM170 110V111H169ZM57 111V112H56ZM61 111V112H60ZM78 111H81V112H78ZM131 111V112H130ZM133 111H134V113H135V115H134V113H133ZM145 111H148V110H145ZM46 112V113H45ZM58 112H60V113H58ZM69 113V114H67V113ZM108 112V113H107ZM112 112H114V113H112ZM150 112H149V116H148V114H145V113H143L144 114V118L145 117H149V118H143L142 120H145V122H143L141 119H139V118H137L138 120H139V122H138V127L141 125V124H143V125H141L142 127L144 126V124H146V120L148 119V122L150 123L152 120H153V118H151L150 117ZM169 112V113H168ZM173 112V113H172ZM39 113H41V114H39ZM45 113V114H44ZM61 113H62V115H61ZM73 113V114H72ZM100 113H102V115L103 116H101V114ZM107 113V114H106ZM120 113H122V114H124V116L122 115V114H120ZM129 113V114H128ZM132 113V114H131ZM136 113H138V114H136ZM148 113V112H147ZM175 113V114H174ZM177 113V114H176ZM59 117V116H61V118H58L56 115ZM59 114V115H58ZM71 114H72V116H71ZM81 114V115H80ZM110 114H116V115H114V116H116L115 118H114V116H113V118H111L112 117V115H110ZM126 114H128L129 115V117L126 115ZM131 114V115H130ZM157 114H159L158 116H165V118L167 119V121L166 120H161L162 122H163V124H165V125H163L162 124V122L161 121H158V120H156V119H162L161 117L159 118L158 116H157ZM69 115V116H68ZM75 117H74V116ZM80 117H79V116ZM83 115V116H82ZM108 115V116H107ZM118 115H120V117H118L117 118V116ZM145 115H147V116H145ZM168 115H170L169 117L170 118H172V116H174L173 118H172V120L174 119V121H172L169 117H168ZM175 115H176V119H175ZM4 116V117H3ZM7 116V117H6ZM53 116V117H52ZM65 118H64V117ZM107 116V117H106ZM110 116V117H109ZM132 116V117H131ZM8 117H10V119H8ZM41 117H42V119H41ZM57 117V119H55ZM71 117H72V119H71ZM80 118V121H77V119L79 120V118ZM83 117V118H82ZM87 119H86V118ZM124 117H127V118H124ZM140 117V116H139ZM6 118V119H5ZM40 118V119H39ZM52 118V119H51ZM66 118H69L68 119V121L66 122ZM107 118L109 119V120H107ZM119 118H121V119H119ZM135 120V122H134V120ZM142 118V117H141ZM11 119H12V121H11ZM110 119H113V121H111L110 122ZM114 119H116V121L117 122H115V124H114ZM119 121H118V120ZM149 119H151L150 121H149ZM170 119V120H169ZM2 120V121H1ZM6 120V122H4ZM7 120H9V121H11L10 123H9V121H7ZM45 123H41L42 121ZM54 120V121H53ZM56 120V121H55ZM83 120V121H82ZM89 120V121H88ZM104 120H106V121H104ZM124 120H123V122H124ZM140 120L142 121V123H140ZM175 120L177 121V122H175ZM37 121H38V123H37ZM62 121L64 122V125L67 127H65V126H63L62 125ZM70 121V123H68ZM75 123H74V122ZM86 121H87V124H86ZM94 123H93V122ZM97 121H99L98 123H96ZM137 121V122H136ZM158 121V122H157ZM166 121V122H165ZM170 121H172V122H170ZM77 122V123H76ZM103 122V123H102ZM113 122V123H112ZM123 122L121 123V125L123 124ZM148 122H147V124L146 125H148V127H150L152 124H150V126H149V124H148ZM153 122V121H152ZM165 122V123H164ZM47 123H48V125H49V123L51 124V126H49L48 128H49V130L47 129ZM61 123V124H60ZM67 123L69 124V125H67ZM72 123V124H71ZM89 123V124H88ZM101 123L103 124V126L104 127H106V129L103 127V126H101ZM110 123V124H109ZM125 123V122H124ZM154 123V122H153ZM39 124V126H36V125H38ZM41 124V125H40ZM79 124V125H78ZM97 126H96V125ZM99 124H100V126H99ZM112 124V125H111ZM170 124V125H169ZM46 127H45V126ZM89 125V126H88ZM108 125V126H107ZM111 125V126H110ZM115 125V126H114ZM125 125H126V123H125ZM127 125L126 126H123L122 128H124V131L125 132H123L124 134V136H126V133L128 132L127 130H129L130 129V127L128 126V128H127ZM14 126H15V128H14ZM42 126V127H41ZM84 126V127H83ZM85 126H86V128H85ZM95 126V127H94ZM155 126V125H154ZM8 127V128H7ZM11 127H13V129L11 128ZM53 127V128H52ZM63 127H65L64 129H63ZM77 127V128H76ZM80 127L82 128V129H80ZM88 127H89V129H88ZM101 127H103V129L101 128ZM112 128V130H114L115 132L112 134V130H111V128ZM118 127H115V128H118ZM147 126H144V128H146ZM152 127V126H151ZM150 127V129L152 130V129H155V128H151ZM171 127H170V130H172L171 129ZM6 128V129H5ZM17 128V130H15ZM18 128L21 130H18ZM35 128V129H34ZM45 128H46V130H45ZM50 128H52V129H50ZM91 128L93 129V132H91L92 130H91ZM94 128H95V130L96 131H98L97 129H99V131L100 132H102V130H103V133H100L99 131L98 132H96L95 130H94ZM122 128L121 127H119L118 129L121 131L122 130ZM125 128H127V130L125 129ZM158 127L156 128V129H159ZM3 129H5V130H3ZM42 129V130H41ZM71 129V130H70ZM78 129H79V131L82 133L81 135H79L78 133H79V131H78ZM104 129H105V131H104ZM134 129H135V131H134ZM140 129H142L141 127H140ZM149 129V130H150ZM161 129H159V131L161 130ZM9 130V131H8ZM13 130V131H12ZM48 130V131H47ZM51 130V131H50ZM67 130V131H66ZM73 130V131H72ZM146 130V129H145ZM3 131H5V134H4V132ZM72 131V132H71ZM85 131V132H84ZM88 131V132H87ZM96 133H95V132ZM109 131V132H108ZM112 131V132H111ZM127 131V132H126ZM143 131V133H144V130H142ZM154 130H152V132H153ZM159 131H158V133H159ZM7 132V133H6ZM49 132H52V134L51 133H49ZM137 132V133H136ZM150 132V131H149ZM155 132V131H154ZM157 132V131H156ZM3 133V134H2ZM15 133H18V137L16 138V137H10L12 134L13 135H15ZM37 134V135H35V134ZM86 133H87V135H86ZM109 133V134H108ZM120 133V132H119ZM2 134V135H1ZM11 134V135H10ZM118 135V138L116 139L115 138V136L116 135ZM122 134V133H121ZM120 134V135H121ZM17 135V134H16ZM21 135H25L24 136V138L27 140H25L24 138H21V139H19L20 137H21ZM34 135L35 136V138H34V136L32 137V136ZM40 135V136H39ZM44 135V136H43ZM52 135H54V136H52ZM55 135H56V137H55ZM85 135V136H84ZM90 135V136H89ZM92 136V138H91V140H97L96 138H98V136ZM129 135V136H130ZM155 135V134H154ZM6 136V137H5ZM22 136V137H23ZM27 136V137H26ZM41 136H43V139L41 138ZM48 136H49V139H51V140H49V139H46V138H48ZM78 136V137H77ZM136 136H138V135H136ZM138 136V137H139ZM10 139H9V138ZM38 137H39V139H38ZM44 137H46V138H44ZM55 139H54V138ZM59 139H58V138ZM81 138L82 137V139H78V138ZM122 137V136H121ZM133 137H135L134 135H133ZM132 137V138H133ZM140 137H139V139L137 138V137H135L136 139L132 142V143H138V142H140V141H142L141 139H140ZM147 137V136H146ZM1 138L3 139V140H1ZM8 138V139H7ZM30 138V139H29ZM33 138V139H32ZM43 140V142H45V143H47V144H49V145H47V144H45L46 145V147L45 148H47L49 151H47V149H45L44 148V150L42 149L43 148V146H45V145H43V143H42V141H41V139ZM108 138H110V139H108ZM113 138H115V140H113ZM124 138H127V136L126 137H124ZM131 138V139H132ZM144 138V137H143ZM149 138V137H148ZM154 138V136H152V138L151 139H153ZM19 139V140H18ZM35 139V140H34ZM122 139V138H121ZM120 139V140H121ZM128 139H130V137H128ZM139 141H138V140ZM150 139V138H149ZM156 139V138H155ZM7 140V141H6ZM36 140H38L39 141V144H40V142H41V144H40V146H39V144H38V141L36 142L37 144H34L35 145V148H33L34 147V145H33V147L31 148V145H30V143H28V141L29 142H31V144H32V142L34 143V141H36ZM76 140V142H75V144H76V147H77V149H76V147H75V144H74V141ZM82 140V141H81ZM84 140V141H83ZM91 140H89L88 141V144H91L92 143V141ZM125 140V139H124ZM123 139H122V141H124ZM133 140V139H132ZM158 139H156V141H157ZM10 141H11V143H10ZM13 141V142H12ZM15 141V142H14ZM23 141V142H22ZM91 141V142H90ZM99 141V140H98ZM110 141V142H109ZM121 141V145H122V142ZM130 141V140H129ZM145 141V140H144ZM143 141V142H144ZM148 141V140H147ZM154 141V140H153ZM155 141V142H156ZM6 144H5V143ZM8 142H9V144H8ZM17 142V143H16ZM29 144V146H30V148H29V146H27V143ZM50 142V143H49ZM83 142H85V143H83ZM101 142V141H100ZM99 142V143H100ZM105 141L103 142V143H105V144H107ZM119 142V141H118ZM126 142H128V140L126 141ZM125 141H124V143L125 144H127ZM131 142V141H130ZM146 142V141H145ZM149 142V141H148ZM152 142V141H151ZM17 144V146L19 147L20 146V150L17 148V146H16V144ZM56 143V144H55ZM80 145H79V144ZM93 143H95V141H93ZM120 143V142H119ZM129 143V142H128ZM8 144V145H7ZM11 144H13V145H11ZM19 144H21V145H19ZM25 144V145H24ZM52 144H53V146H52ZM62 145V146H60L61 147V151H63V149H64V153L63 152H60L59 150L60 149H57L56 148V146H58V148H60L59 147V145ZM98 144V143H97ZM97 144L95 143V145L94 144H92L91 146H90V150H87V151H91V149H92V146L94 145V147H96L97 148ZM102 144V142L100 143V145ZM108 144L106 145V147L108 146ZM112 144V143H111ZM110 144V145H111ZM118 144V143H117ZM135 144V145H136ZM140 144H142V142H140L139 144H138V147L137 148H146L147 149V147H144V144H142V145H140ZM146 144H148L147 142H146ZM150 144V143H149ZM155 144V143H154ZM23 145V146H22ZM39 146V147H37V146ZM81 145L84 147H81ZM102 145H104V144H102ZM109 145V146H110ZM119 145V144H118ZM118 145H115V146H118ZM124 145V144H123ZM132 144L130 143V149H132L131 146ZM139 145H140V147H139ZM150 145H153L152 143L150 144ZM150 145L148 146L149 147V149L151 148L150 147ZM11 146H14V147H11ZM21 146L22 147H25V151H21ZM49 146V147H48ZM80 146V147H79ZM112 146H114L113 144H112ZM125 146H128V147H125V148H123V149H125L126 151H127V149H129V145H125ZM143 146V147H142ZM146 146V145H145ZM9 147H10V149H14V151H12V150H10L9 149ZM16 147V148H15ZM52 147V148H51ZM63 147V148H62ZM86 147V148H85ZM93 147V148H94ZM99 147V146H98ZM106 147H105V145L104 146H102V148H104L105 150H106ZM111 147V146H110ZM110 147H108V148H110ZM123 147V146H122ZM134 147V149H136V146H133ZM26 148H29V149H27L26 150ZM43 150H41V149ZM80 148H83L82 149V151H84L85 152V155H83L84 157L86 156V158L87 159H85V158H79V157H77V156H80L81 155V151L80 150H78V149H80ZM102 148H101V146H100V149L102 150ZM118 148V147H117ZM121 148V147H120ZM2 149H3V151H5V153L2 151ZM22 149V150H23ZM36 149H40V150H38L37 152H38V156H36L37 154H34V155H32L31 153H37L35 150ZM53 149V150H52ZM85 149V150H84ZM111 149L113 150V148L111 147ZM111 149H110V151H111ZM115 149H116V147H114V150L113 151H115ZM141 149H139L138 150V153H136V154H138V155H140V158L138 159V160H142L143 158H141V155L144 153V152H146L147 150L145 149H143L144 151H141ZM148 149V150H149ZM16 150V151H15ZM31 151V152H28V151ZM33 150H34V152H33ZM47 151V153H46V151ZM80 151L79 152V154H77L78 153V151ZM93 150H95V148L93 149ZM97 150V149H96ZM99 150V149H98ZM104 150V151H105ZM108 151H109V149H107ZM122 149H120V150H117L116 149V151L118 152V151H121ZM137 150V149H136ZM10 151V152H9ZM12 151V152H11ZM19 151V152H18ZM39 151L42 153H40L39 154ZM53 153H52V152ZM56 151V152H55ZM100 151V150H99ZM103 151V150H102ZM102 151H100V152H102ZM103 151V152H104ZM108 151L106 152V153H108ZM110 151H109V153H110ZM125 151V152H126ZM129 151H132V152H130V153H132V154H134V157H132V154H130V155H128L129 153ZM139 151H141L140 153H139ZM150 151V150H149ZM148 151V152H149ZM16 154H15V153ZM24 152L26 153V154H24ZM50 152V153H49ZM58 152L60 153V155L58 154ZM66 152V153H65ZM94 152H96V151H94ZM99 152V153H100ZM124 152V153H125ZM136 152V151H135ZM148 152H146L145 154H144V157H145V160H146V163H141V164H146V166L144 167V166H140V165H138L139 164V162H138V164L136 163L137 161H133V163H135V165L137 164V166H140L141 168H143L144 167V170L146 169V167L148 168V164L149 163H147V162H149V157H148ZM9 153V154H8ZM10 153H12V154H10ZM13 153H14V155H13ZM28 153V154H27ZM52 153V154H51ZM64 155H66V154H68L69 155V157H68V155H66L68 158H66V159H68V161L66 160V159H63L64 158V156H63V154ZM93 153V152H92ZM91 153V154H92ZM97 153V156L96 155H94L93 157L95 158V159H97V158H99V155H98V151L96 152ZM119 153V152H118ZM117 153V154H118ZM123 152H122V154H124ZM127 155L128 156H130V158L132 157V158H136L137 157V155H135V153H133V149L132 150H128L127 151ZM24 156H23V155ZM29 154H31V156H30V158L29 157H26V158H28V159H30V160H32V161H39V162H34V163H29L30 162V160H27L26 158H25V156H27V155H29ZM44 154V155H43ZM55 154V155H54ZM62 154V155H61ZM82 154H84L83 152H82ZM93 154H95V153H93ZM92 154V155H93ZM104 154H105V152H104ZM113 154V153H112ZM112 154H111V156H112ZM117 154H116V152H115V155L117 156ZM121 154V152L118 154V155H120ZM46 155V156H45ZM47 155H48V157H47ZM57 157L56 159H55V157ZM92 155L89 157V160H90V158L92 157ZM100 155H101V153H100ZM106 155V154H105ZM114 155V154H113ZM148 157V158H146V156ZM34 156V157H33ZM41 156H43V157H41ZM45 156V157H44ZM50 156H52L51 157V159L54 157V159H53V161H54V163H53V161H51L50 160ZM65 156V157H66ZM82 156V155H81ZM102 156H104V155H101V157ZM108 156H110L109 154H108ZM123 156V155H122ZM122 156H120V157H122ZM127 156V157H128ZM136 156V157H135ZM23 157V158H22ZM38 157H40L39 158V160H38ZM46 157H47V159H49V160H46ZM107 157V156H106ZM105 156L103 157V159L101 158V160H99V162L96 160V161H94L92 164H94V166H95V162H97V163H101V161L102 160H105V159H107V158H109V157H107L106 158ZM126 156H125V159H127V162L129 163V161L131 162V160L129 159V157L127 158ZM139 157V156H138ZM143 157V156H142ZM19 158V157H18ZM18 158H17V161L15 160L14 162H18ZM26 160H25V159ZM32 158V159H31ZM41 158H45L44 160L45 161H43ZM93 158V159H94ZM123 158V157H122ZM122 158L121 159H119V160H122ZM34 159H36V160H34ZM62 159H63V161H62ZM70 159V160H69ZM79 159L81 160V159H84L83 161H82V163H79L80 161H79ZM92 159V160H93ZM100 159V158H99ZM124 159V160H125ZM58 161V163H57V161ZM71 160H72V162H71ZM78 160V161H77ZM88 160V161H89ZM108 161H109V159H107ZM106 160V161H107ZM129 160V161H128ZM140 160V161H141ZM144 160V159H143ZM142 160V161H143ZM28 161V163H26V162ZM42 161V162H41ZM106 161H104L105 163H107ZM141 161V162H142ZM0 162V163H1ZM68 163V164H70V163H72V164H70V165H67V164H65V163ZM76 162H77V164L79 163V164H83L82 165V167H81V169L79 168L80 166H78L77 164H76ZM110 162V161H109ZM123 161H119V163H121L122 165L124 164V163H122ZM125 162V161H124ZM145 162V161H144ZM2 163L0 164V166H2ZM5 163H7V164H5ZM25 163V164H24ZM53 163V164H52ZM63 165H62V164ZM88 163V162H87ZM90 163H91V161H90ZM90 163L88 164L89 166H90ZM118 163V164H119ZM27 164H29V165H27ZM31 164V165H30ZM40 164V165H39ZM60 164V165H59ZM85 164H86V162H85ZM92 164H91V166H92ZM118 164L116 165V167L118 166ZM121 164H120V166H121ZM10 165H9V167H10ZM17 165H20L21 167H22V165H23V167H25V168H23L22 167V169L21 168H18V167H20V166H18L17 167ZM41 165L43 166L44 165V168L43 167H41ZM56 165V166H55ZM59 165V166H58ZM63 166V169H61L62 168V166ZM101 165H102V163H101ZM110 165H111V163H110ZM125 165L126 164H124V166H121V167H125ZM131 165V164H130ZM130 165H128V166H130ZM28 166H30L29 168H28ZM34 166H37V167H34ZM57 166H58V168H59V170H58V168H57ZM61 166V167H60ZM88 166V168H90ZM93 166V167H94ZM97 167H98V165H96ZM96 166H95V168H96ZM132 166V165H131ZM130 166V167H131ZM133 166H134V164H133ZM151 164H150V168H151ZM6 168H7V171H8V168L9 167H7V166H5ZM17 168V169H13V168ZM39 167H41V168H39ZM45 167H50L49 169H51L50 171L49 170H47V168H45ZM53 167V168H52ZM67 168V170L65 171L64 170V168ZM3 168H4V166H3ZM39 170H38V169ZM43 168V169H42ZM69 168H72V169H70V170H68ZM94 168V169H95ZM127 168V166L125 167V169ZM131 168H133V169H135L134 167H131ZM130 168V170H132ZM137 168V167H136ZM139 168V167H138ZM137 168V169H138ZM149 168V169H150ZM1 169V168H0ZM24 169H26V171L24 170ZM32 169V170H31ZM35 169H37V170H35ZM43 171H45V169L48 171V172H46L45 171V173L43 174V172H42V170ZM55 170V172H52V171H54ZM93 169V168H92ZM91 168L90 169H88V171H90L91 170V173L93 172V170H92ZM98 169V168H97ZM99 169H101V168H99ZM120 169V168H119ZM129 169V168H128ZM137 169H135V170H137ZM149 169L147 170L148 172H149ZM6 169H4V171H5ZM17 170V171H16ZM20 170V172H18ZM21 170H24L25 172H21ZM72 170H73V173H72ZM96 170V169H95ZM118 170V169H117ZM117 170H115V172L117 171ZM129 170V171H130ZM135 170H132V172L133 171H135ZM139 170V169H138ZM143 170V169H142ZM142 170H139V171H142ZM144 170H143V174H144ZM2 171V173H3V170H1ZM0 171V172H1ZM6 171V173H8ZM32 171H33V173L35 174V175H39L38 174V172L37 171H39V173H40V175L38 176V177H36L35 178V175L32 173ZM41 171V172H40ZM68 171H69V174L70 173H72L71 175H72V179H74V181H76L75 179H77L78 181H79V179H78V176H79V178L81 179V181H77L78 183L77 184H79V185H76V183L75 184H73L74 183V181L72 180V179H68V177H67V179H66V174H68ZM101 171V170H100ZM138 171V172H139ZM147 171H145V172H147ZM11 172V171H10ZM9 172V173H10ZM37 174H36V173ZM59 172H61L60 174H62V175H60L59 174ZM64 174H63V173ZM118 173H119V170L117 171ZM121 172H125V170L123 171V169H121ZM131 172V171H130ZM136 172V171H135ZM147 172V173H148ZM150 172H151V170H150ZM5 173V172H4ZM21 173V174H20ZM25 173V174H24ZM28 173H31V174H29L28 175ZM52 173H54V174H52ZM97 173V174H96ZM105 173V174H104ZM117 173V174H118ZM141 172H139V175H141L140 174ZM11 174H13L12 172H11ZM52 174V175H51ZM111 175H108V177L107 178H111L110 176H112L113 175V173H110ZM117 174L116 173H114V176L116 177L117 176ZM121 174V173H120ZM120 174H118V175H120ZM134 174V173H133ZM152 174V173H151ZM2 175V174H1ZM0 175V178L1 177H3L4 175H5V177L7 176V178H8V176L10 177V178H12L10 175H6V174H4V175H2L1 176ZM22 175V176H21ZM31 175V176H30ZM32 175H34V178H33V176ZM46 175V176H45ZM63 175H65V179L63 178H61V176H63ZM71 175H70V177L69 178H71ZM77 177H75V176ZM88 175V176H87ZM128 175V174H127ZM145 175V174H144ZM149 175V174H148ZM51 176H53V178H51ZM97 176V177H98ZM135 174H134V177L132 176V178H134L135 179ZM31 177V178H30ZM58 177H59V179H58ZM121 177H123V175L121 176L120 175V177L118 176V179L119 178H121ZM124 177H126L127 179H128V177L129 176H124ZM123 177V178H124ZM144 177V176H143ZM145 177H148V176H145ZM23 178V179H22ZM92 178V179H91ZM93 178H96L97 179V182H98V180L100 181V183L99 184H104V185H106L105 187H106V189L108 190H106L104 187H102L101 185H99L95 180H93ZM105 178V177H104ZM112 178H114V177H112ZM111 178V179H112ZM138 178V177H137ZM13 179H14V177H13ZM20 179H22V180H20ZM43 179V182L45 183H42L41 182V180ZM111 179H109V180H111ZM116 179V178H115ZM130 179V178H129ZM128 179V180H129ZM149 179V178H148ZM147 179V180H148ZM12 180V179H11ZM48 180H49V182H48ZM65 180V181H64ZM73 181L72 182V184L71 183H69V181ZM117 180V179H116ZM115 180V181H116ZM121 180H122V178H121ZM127 180V181H128ZM133 180V179H132ZM141 180H142V175H141ZM146 180V179H145ZM145 180H143V181H145ZM26 181V180H25ZM33 181V182H34ZM66 181H68V183L70 184H68ZM70 181V182H71ZM112 181V180H111ZM113 181H114V179H113ZM119 181V180H118ZM127 181H126V183H127ZM136 182H140V181H137V180H135ZM151 181V180H150ZM46 182H48V184H51V182L53 183V184H51V185H48L49 187H47V184H46ZM82 182H85V183H82ZM121 181H119V183H120ZM123 182H124V180H123ZM130 182V181H129ZM134 182V181H133ZM132 182V183H133ZM135 182V183H136ZM18 183L15 185L16 187L17 186H19L18 185ZM27 183V182H26ZM29 183V182H28ZM27 183V184H28ZM30 183H32V182H30ZM29 183V184H30ZM82 183V184H81ZM88 183V184H87ZM90 183V184H89ZM110 183V185L113 183H111V182H109ZM125 183V184H126ZM142 183V182H141ZM140 183V184H141ZM148 183V182H147ZM27 184H25V182L23 183V185H27ZM28 184V185H29ZM91 184L92 185H94L95 186V188H97V189H95V188H93V186H91ZM124 184V183H123ZM128 184V183H127ZM14 185H12V186H14ZM22 185V187L20 188V190L24 187ZM31 186L29 187V189H32L34 186V184H30ZM71 185H74V186H71ZM81 185H88V186H86L87 187V191H86V188H85V186L84 187H81ZM113 185V184H112ZM122 184H120V187H122L121 186ZM130 185H131V183H130ZM133 186H134V184H132ZM131 185V186H132ZM145 186H146V183L144 184ZM143 185V186H144ZM149 185H150V182H149ZM33 186V187H32ZM63 186H61L60 187V189L63 187ZM75 186H77V187H75ZM81 188H80V187ZM91 186V187H90ZM137 186H138V184H137ZM141 186V185H140ZM20 187V186H19ZM19 187H17V188H15V189H17V190H13V188H12V192H16V191H18V188ZM28 187H24L22 190H26V188H28ZM56 187V186H55ZM90 188V190H91V192H97L96 194L94 193V195H93V193H91L90 191H88L89 190V188ZM109 187V186H108ZM112 187V186H111ZM116 187V186H115ZM114 187V188H115ZM127 187V188H126ZM125 187V185H124V189L126 188V189H129V188H131L130 186H129V188H128V186H126ZM135 187V186H134ZM139 187V186H138ZM147 187V186H146ZM150 187V186H149ZM148 187V188H149ZM35 188V187H34ZM83 188V189H82ZM93 188V189H92ZM142 187H140V189H141ZM147 188V189H148ZM37 188H35V190L36 191H38L39 192V190H38ZM46 189V190H45ZM105 189V190H104ZM111 189V188H110ZM116 189V188H115ZM121 189V192L119 191V192H116V194L117 193H119V195L121 194L122 195V193L124 192V191H122V189L123 188H120ZM123 189V190H124ZM21 190V191H22ZM34 189L32 190V191H34L33 192V194H35V191ZM62 190V189H61ZM93 190V191H92ZM95 190V191H94ZM104 190V191H103ZM114 190V189H113ZM132 190V189H131ZM135 190V189H134ZM137 190V189H136ZM142 190H144V189H142ZM146 190V189H145ZM54 191H56V190H54ZM60 191V190H59ZM70 191V192H69ZM84 191V193H82L83 195L85 194V198H84V201L82 200V202H85V203H82L81 201H80V203H82L81 205H80V203H79V206H78V200H79V196L78 195H76V193H75V196H78V197H75V196H73L74 195V193L73 192H78L80 195H82L81 194V192H83ZM105 191H107L108 192V194L105 192ZM112 191V190H111ZM128 191L129 190H127V192H126V195L125 196H127L128 197ZM141 191V190H140ZM148 191V190H147ZM19 192V191H18ZM38 192H36L37 194H35V195H33V197H37V201L38 202H40V200H41V203H43V197H41V195H40V197H41V199H38V197L39 196H36V195H39V193ZM72 192V193H71ZM90 192V193H89ZM100 193V195L102 194L103 195V197H101L100 195V197L97 195V194H99ZM105 192V193H104ZM145 192V191H144ZM57 193V192H56ZM59 193V192H58ZM57 193V194H58ZM67 193H69L68 195L69 196H71V197H69V196H66L67 195ZM77 193V194H78ZM111 193V192H110ZM114 193V192H113ZM113 193H112V196H114L113 195ZM135 193V192H134ZM133 193V194H134ZM139 193V192H138ZM137 193V194H138ZM56 194V195H57ZM60 194V193H59ZM58 194V195H59ZM65 194V195H64ZM140 194V193H139ZM138 194V195H139ZM141 194H142V192H141ZM141 194L139 195V196H141ZM65 196V198L67 199V197H69L68 198V200L70 201V202H73L74 201V203H76V204H74V203H69V201H68V204H66L67 203V201H62V200H66V199H64V196ZM95 195H97V197L95 196ZM111 195V194H110ZM130 195V194H129ZM135 195V194H134ZM146 195H148L147 193H146ZM124 196V194L122 195V197ZM135 196H137V195H135ZM61 197H63V198H61ZM80 197H82V196H80ZM86 197H87V199H86ZM114 197H116V196H114ZM117 197H118V195H117ZM121 197V196H120ZM125 198L126 199V203L128 202V204H129V206H130V209H129V206H128V209H129V211H132V208H134V209H136L135 208V206L134 205H131V203H134L135 201H133V202H129V200L131 201V199H128V198H130V196L128 197V198ZM48 198V199H47ZM136 198H138V197H136ZM141 198H144V197H142L141 196ZM150 197H149V195H148V199H149ZM47 199V200H46ZM50 199V200H49ZM59 199H61V201L62 202H66V203H64V204H61L62 202H60V201H58ZM71 199H72V201H71ZM76 199H78V200H76ZM105 199V200H104ZM116 199V198H115ZM125 199H123V200H125ZM133 199H135L134 197H133ZM145 199V198H144ZM34 200V199H33ZM35 200H36V198H35ZM49 200V201H48ZM90 200H92L91 202H95L98 206H94V204L93 203H89V201ZM122 200V201H123ZM138 200H141V199H138ZM143 200V199H142ZM36 201V202H37ZM44 201V202H45ZM76 201H78V202H76ZM87 201V202H86ZM111 201V202H112ZM116 201V200H115ZM122 201H120V202H122ZM137 201V200H136ZM145 201H146V204L148 203L149 204V202H147V200L145 199ZM38 202H37V205H38ZM114 202V201H113ZM124 202V201H123ZM137 202H139V201H137ZM32 203L34 204V207H35V203L32 201ZM41 203H39V204H41ZM53 203V204H52ZM101 203V204H100ZM125 203V204H126ZM136 203V202H135ZM134 203V204H135ZM140 203H141V201H140ZM50 204H52L51 206V208H50ZM70 204V206H68V207H66V209H64V206L65 205H69ZM93 204V205H92ZM121 204V203H120ZM119 204V205H120ZM32 205V204H31ZM36 205V206H37ZM42 205V204H41ZM77 206V207H75V206ZM104 205V206H103ZM123 206H124V204H122ZM145 205V204H144ZM33 206V205H32ZM84 206H82L81 207V209L79 210L80 212H77L78 214L80 213L81 215H82V213L83 212H86L87 211V209H86V211H83L84 209H83V207ZM89 206H85V207H87V208H89ZM94 206V207H93ZM99 206L101 207V208H99ZM126 206H127V204H126ZM132 206V207H131ZM139 206V205H138ZM138 206H137V208H138ZM38 207V206H37ZM40 207V206H39ZM63 207V208H62ZM105 207V208H104ZM118 207H120V206H118ZM142 207V206H141ZM144 207H146V206H144ZM148 208H149V206H147ZM92 208H89V209H92ZM102 208H104L105 210H103ZM121 208H123V207H121ZM120 208V209H121ZM127 208V207H126ZM83 209V210H82ZM88 209V210H89ZM125 209V208H124ZM123 209V210H124ZM127 209V210H128ZM134 209H133V211H134ZM145 209H147V208H145ZM144 209V211H143V209H142V212L143 213H147L148 211V209L147 210H145ZM48 210V209H47ZM52 210V211H53ZM53 211V212H54ZM67 211H69V210H67ZM67 211H66V214L68 215L70 212L71 213H73L71 210H70V212H68L67 213ZM82 211V212H81ZM75 212V211H74ZM107 212V213H106ZM125 212V213H124ZM136 212V211H135ZM142 212H140V213H142ZM60 213H62L61 212V210H60ZM71 213L69 214L70 216H72L71 215ZM77 213L75 212V214L73 215V216H76V217H78V215H77ZM91 214L92 212L91 211H89V212H87V214ZM94 213V214H95ZM51 214H54V213H52L51 212ZM64 214H65V212H64ZM85 213H83V216H85V215H87V214H85ZM97 214H95V216L97 215ZM111 214V215H110ZM128 214H132V216L133 217H131L130 215H128ZM62 215H63V213H62ZM68 215V216H69ZM98 215H100V214H98ZM96 216V217H100V218H102L103 217V219L105 218L104 217V215H102V216ZM107 215H106V217H107ZM121 215V216H120ZM137 215V216H138ZM148 215V214H147ZM64 216H66V215H64ZM89 216V221H90V216H92L93 217V215H88ZM95 216H94V218H95ZM110 216V217H109ZM119 216V217H118ZM118 217V218H117ZM128 217H130L129 219H128ZM140 217H143L142 219L140 218ZM87 217H85V219H86ZM93 218V219H94ZM124 218V219H123ZM96 219H98V218H95V221H96ZM103 219H101V221L103 220ZM108 219H104L105 221L104 222H108L107 220ZM113 219H115V218H113ZM141 219V220H140ZM87 220V219H86ZM85 220V221H86ZM87 220V221H88ZM91 220H92V218H91ZM100 220V219H99ZM98 220V221H99ZM132 220H133V222H132ZM141 221V223H140V221ZM87 221L86 222H84V223H86V225H88V224H91V225H89L88 227H91L92 225L93 226H96L95 224H94V222H93V220H92V222L93 223H87ZM110 222L111 221H109V225H111L110 224ZM130 222H132L133 224H134V226H135V230H134V226L130 223ZM71 223V222H70ZM70 223H68V224H70ZM100 223V222H99ZM103 223V222H102ZM112 223H113V221H112ZM116 223V222H115ZM115 223H113V224H115ZM118 223H120V222H117L116 224H118ZM145 223H146V221H145ZM107 224V226H108V223H106ZM122 224V223H121ZM124 224H122V225H119V226H124ZM71 225H72V223H71ZM70 225V226H71ZM100 225H102V224H100ZM99 225V226H100ZM105 225V224H104ZM127 225L129 226V228H130V230H129V228L127 227ZM112 226H114V225H112ZM116 226H118V225H116ZM136 226H138V227H136ZM140 226V227H139ZM144 226H146V225H144ZM102 227H103V225H102ZM131 228L134 230H131ZM142 228V229H141ZM139 229V230H138ZM130 231V232H129ZM133 232H136V235H133L132 236V234H133ZM137 232H139V233H137ZM142 233V234H141ZM145 234V233H144ZM144 236V235H143ZM142 236V239H144V237ZM141 239V238H140ZM141 239V240H142ZM134 240V241H133ZM171 246H169V248H170ZM169 248H167L168 249V251H171L173 248L171 247L170 249ZM174 251H173V253H176V249H173ZM176 250V251H175Z\"/></svg>", "mask_w": 264, "mask_h": 264}]
</instances>
